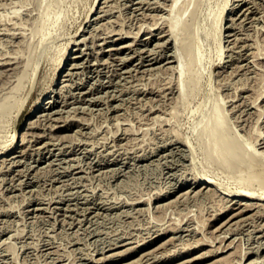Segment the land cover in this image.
I'll list each match as a JSON object with an SVG mask.
<instances>
[{
  "label": "rangeland",
  "instance_id": "rangeland-1",
  "mask_svg": "<svg viewBox=\"0 0 264 264\" xmlns=\"http://www.w3.org/2000/svg\"><path fill=\"white\" fill-rule=\"evenodd\" d=\"M111 1L113 4L111 3ZM111 1L109 0H0V59H1L0 67L3 69L2 70L0 68L2 71L0 72V104L6 101L7 106L8 104H10V102L12 106L13 105L12 102L15 101L16 99L15 104L13 106L16 105L19 107V108H17L16 106L15 107L12 106L13 108L9 107V109L11 108V110H13L12 112H9V113L7 112L9 115L7 113H6L7 115L0 114V116L4 115L7 118L6 120L8 123L11 122L8 124L9 126L7 125L9 128L8 129L5 123L6 120L2 119L4 116L0 120V150L4 148L3 150L11 151V149H14L15 146H17V142L19 145L21 144V142H19L20 136H16V138L11 143L12 136L10 135H12L13 130H17L16 135H19L22 132L25 133V135L26 133L28 135V136L27 135L25 136L28 139V142H27L28 144L25 143L27 141L25 138V140L21 144L23 146L20 145L21 148L19 147V150H21V152L19 153L20 155L15 157V159L13 158V161H11L12 159L11 160L3 159L4 156H9V155H4L0 157L1 159L0 163L2 165L4 164L3 166H1L0 164V230L2 231V232L0 231L1 233L0 234V254L1 255L3 254L2 256L0 255V264H62V263L63 264L64 263H67V264H70V263L71 264H98V263L99 264L100 263L101 264H129L130 262L131 264H140V263L145 264V261L147 262L146 264H177L180 262V260L184 259L182 261H185L188 258L191 260L188 259L189 262L185 264H205V263L207 264L208 262L210 264H215V262L217 263L218 260L225 258L226 257L225 254H228L233 248V246H234L233 249H236V248L239 249L240 246L243 249H247V247H252L256 243H258V245L259 244L264 245V242H263L264 241V230H263L264 229V226H263L264 225V208H263L264 204H262L263 200L260 198V196L257 197L254 195L253 197H250L248 199L247 198L239 199L237 197H234L233 200H241V202L247 201L246 203H249V201H254L255 203L259 204L260 208L258 207L257 209L255 207L254 210L252 209L249 210L248 211L249 213L246 212L247 214L242 213L237 216L234 215V217L232 218L233 220L231 219L232 221L231 220L228 221V224L230 225L226 224L228 228H230V230L227 228L226 225H225L226 226L225 228L224 227L222 228L224 229V232L219 227L218 228L214 227V226H217L218 223L220 224L221 222L226 220V216L232 213V211L234 213V211L236 212L238 210V208H230V207L238 206L237 203H233L232 201H230L228 204H226L225 199L224 201L222 199L223 198L222 195L228 194V191L229 192L230 191L233 192L236 190L246 191L245 188L238 185L239 182L237 183V177L239 176L238 174L240 173L239 170L243 166L240 167L241 166L240 165L241 163H240L239 165H237L240 168H238L237 166L235 167L233 166L232 168H230L231 169L230 170V169H227V167L224 168V166L220 165L219 163L215 161L209 160L207 156L205 157L204 154L206 153H204L203 151L204 150L203 146H202V151L204 154L202 153V151L200 152L201 144H197L198 140L202 142L203 140L201 139H203L204 137L203 135L201 136V138L197 136L196 129H195L200 125L197 123V121L199 122L202 117L205 118L207 113L211 112L210 108H212L213 102L218 99V101L221 104H223L222 106L225 109L224 110L225 115L227 114L226 119H227L228 127L231 130L233 129L235 130L241 142L247 143L249 138L256 139L255 137L256 135L258 137L256 139L257 142L252 139H249V140H251L253 143L256 142L254 143V147L257 146L256 147L257 151L264 152V147H263V150H261L262 146L264 145V138H263L264 137V0H253V1L242 0L239 2L237 9L235 10H232V8L235 6L238 0H228L227 7L225 8V11L222 13V21H221L222 30L219 33V36L221 38V41L219 42V46L222 48V51L220 50L219 52L220 55L218 54V52L216 53L217 50L215 47L216 43L214 40L215 38L214 28H216L217 25L214 21L215 19L214 16L216 15L217 10L220 9V7H222L224 0H199V1L195 0L194 4L195 2H197L196 6L193 4V2H191L190 4L193 5L192 7H195L194 10L192 11L193 14L189 13L186 16L188 11H191V10H188L186 11L187 13L185 12V14H183L182 16V19L190 20V21L187 20V22H190V23H187L189 24V26H186L185 28L187 27L188 28L186 30L185 29L181 30V32H176L180 30H178L177 28L175 29L174 34L176 33L177 36L173 35V37L176 36L177 38L176 41H174L175 39L173 40V38H170L172 37V35H170L171 31L170 30L167 31V27L169 26L168 25L169 19L172 18V16L175 15L177 12V9H178L177 4L180 5V3L183 2L182 0H178L179 3L177 1L176 6L174 7L176 12L171 11V13L167 11L169 10V6H166V5H170L171 3L169 2H173V0H167V1L166 0H154V1L153 0H149V1L148 0H137V3L135 0H120V1L111 0ZM157 1H159L160 4H158L159 2ZM106 2L107 4H105ZM102 3L104 6L105 5L106 6L104 7ZM163 3H166V5L165 4L163 5ZM99 6H102V7H99ZM180 6L183 7L182 5ZM189 7L190 8L188 9L192 8L191 6ZM101 8H103L104 10H102ZM152 8L154 9L152 10ZM158 10L160 12H158ZM46 11L47 12L49 11L48 14ZM138 11L140 13H138ZM149 11L150 13H153V14H149ZM163 11H166V12H163ZM55 12H57L60 15H57ZM211 12H214L213 13L214 15ZM237 12H239V14ZM102 13H105V14H102ZM165 13H168V14H165ZM54 14L55 16H50ZM97 14L99 16H97ZM144 14L147 17L146 16L143 17ZM150 15H151V18L149 19ZM47 16H50L51 18ZM57 16L58 18L55 19V17ZM152 16H155V17L153 18ZM231 16L234 17V19L231 18ZM243 16L246 18H244ZM96 17L97 19L98 18L99 19L97 20ZM156 17H158L159 22H157L158 20L156 19ZM259 17L260 19H258ZM191 18H194V19H191ZM255 18L258 20H256ZM162 19L164 20V22L165 20L166 22L168 20V22L164 23ZM243 19H245L247 22L245 20L243 21ZM212 21H214V23ZM148 22L150 24H148ZM157 23H159L160 26L159 25L157 26ZM42 25H44L43 28H42ZM146 25H149V27ZM237 25L241 27L240 30H239L240 27ZM162 26L165 27L167 33L169 32L168 34H166L165 32H161L162 34L161 33L157 34L158 30ZM236 26L239 28L237 29ZM145 27L146 28L148 27V28L145 29ZM148 29H150V31ZM107 30L108 31L111 30L114 33L111 31L108 32ZM118 31L120 33L122 32L121 33L122 35ZM126 32H129L127 36H126ZM227 32L228 33L230 32V34H228ZM44 33H45V36L43 35ZM123 33L125 34V36H123L124 35ZM136 33H137V37H135ZM106 34L108 35L106 36ZM245 34L246 36L244 37ZM94 35L96 37H99V39L98 38L97 40L94 39L96 38ZM103 35L105 36V38ZM157 35L159 36L157 37ZM91 36H94V37L92 38ZM145 36H147L148 38H145ZM167 36L168 37L170 36V37L168 38ZM131 37H134V38H131ZM81 38H84V39H81ZM161 38H163L164 40ZM102 39L104 42H101ZM226 39L227 40L229 39V40L227 41ZM232 40H234V42L237 44V45L235 44L236 47L234 46L230 47V45H234L233 44L234 42ZM132 41L135 43H133ZM155 41L157 43L160 42L158 44H161V45L157 47V45H155L156 44ZM93 42L95 44H93ZM125 42L129 44L130 46L127 44H126L127 46H125ZM181 42L186 45L185 49L186 48L194 49L195 46L198 44L203 54L201 64H200V62H197L194 60L192 49L185 50L187 51L185 53H188L184 55V59L186 63H188V69L186 71V76H192L193 74L192 78L193 80H195L194 81L195 83L193 81L192 82L194 84L188 81H186L185 84H182L179 82V79H178L179 72L177 68L180 66V61L177 59V57L175 58V56L178 55L177 52L179 53V51L177 52L175 51L178 50L177 47L179 48ZM242 42H244L247 46ZM248 42H251L250 44L252 46ZM100 43L103 44L104 46L100 45ZM131 43L133 44L131 45ZM119 44L120 45L122 44L121 45L122 47ZM117 45L120 46L121 48L118 47ZM86 46L88 47L86 48ZM135 46H138L139 49L137 47L136 49ZM144 46L145 48H143ZM150 47L151 48L155 47V48L151 50ZM225 47H227V49ZM239 47L240 48L243 47L244 49L242 48V50L241 49L239 50ZM229 48L231 49V52ZM64 49H66L65 52H64ZM248 49L251 50V53L250 51H248ZM252 49L255 50L256 52L252 51ZM81 50L83 51V53ZM148 50H151V51H148ZM139 51H142V52H139ZM149 52H152V53H149ZM252 52L256 54H253ZM231 53L232 55L230 56ZM151 55L152 57L153 56L154 57L152 58ZM252 55L255 59L252 57ZM125 56L129 58H125ZM225 56L226 57L228 56L229 59L227 58L226 60ZM250 56L253 58L251 62H250V59H251ZM138 57L140 60L138 59ZM2 58L4 60L7 59V61L6 60L3 61ZM59 58L60 60L61 58L63 59V63L61 67L57 69L56 67L58 66L59 61H60ZM102 58L103 59L105 58V60H109V61L111 59V61L105 62L104 60L103 62ZM88 60L89 62H87ZM158 60L161 62V64ZM253 61L256 63V65ZM75 62L77 63L76 65L77 67L75 66ZM1 63H2V66H1ZM92 63H93V66H91ZM106 63H108L107 65L109 67L106 66ZM110 63H113V64H110ZM197 63L199 65H197ZM241 63H242V66H240ZM175 64L177 65V67L174 66ZM171 65L174 67H171ZM232 65H234V67ZM245 65L247 66V68ZM8 66L10 68H7ZM130 66L133 68V70ZM154 66H156L155 69H154ZM161 66H164V68ZM114 67L116 69H114ZM242 67L244 69H242ZM4 68L6 72L4 71ZM134 68L136 69L137 72L134 71L135 70ZM238 68L240 69L238 70ZM55 69H57L56 73H55ZM120 69L123 70L124 72H122ZM142 69L143 71H141ZM172 69H175V71L177 72H172ZM235 69L238 71H236ZM192 70L197 71V72L199 71L198 73H200V75L198 73L196 74V72L194 74V71L191 74ZM29 71L31 74L28 73ZM69 71L71 72V74ZM76 72L77 73L79 72V73L75 75ZM105 73L107 76L105 75ZM130 73L131 74L135 73V74L131 75ZM128 74H130L133 78L130 77V75ZM140 74H143V75H140ZM121 76L124 77V78L122 77L121 79L122 81L120 80ZM194 76H196V79ZM27 77L29 79H27ZM71 78L73 79L71 80ZM107 78L108 80H106ZM112 78L114 80H112ZM126 78L128 81L125 80ZM171 79L174 85L170 83ZM164 81H167V82H164ZM105 83L106 84L108 83V84L106 85ZM162 83L163 84L166 83L164 84L166 86L162 85ZM176 83H179L181 86L182 85L185 86V88L183 86L182 87L179 86V84H176ZM175 84L178 86H176ZM24 85H25V88H24ZM73 85L75 86L73 87ZM91 85L93 86V88ZM167 85L170 86V88L172 87L171 91L165 88V87H168ZM177 87L178 89L181 87V89H179L180 91L177 89ZM94 88L99 89V90H95ZM135 88H139L140 90H136ZM85 89H87V91ZM106 89L110 91L107 90V93H105ZM113 89L115 90L112 91ZM134 90L136 93L137 92L138 93L137 94L134 93L133 92ZM149 90L150 91L152 90V93ZM79 91L80 92L83 91V93H80ZM181 91H184V92L182 93ZM60 92H62L63 94ZM72 93H75V94L73 95ZM172 93H175V94L173 95ZM180 93L184 95L182 96V94L180 95ZM20 95H21V98L18 99V101L19 100L20 101L19 103H17L18 102L17 98L20 97ZM109 95L111 96L113 95V96L111 97ZM116 95H119V96H117L116 98ZM83 96L86 98H84ZM89 96H91L90 98L92 100L89 98ZM93 96L95 97L99 96V97L95 99V97ZM101 96L102 97L106 96V97L102 98ZM66 98L69 101H67ZM220 98H223V100ZM93 99H95V101H93ZM101 99H102V102H101ZM105 100H107V102ZM242 101H244V104L242 103ZM105 102L107 104H105ZM61 104H63L64 106ZM85 105L88 107L84 109ZM70 106H72V109ZM149 106H151L153 109H151ZM246 106H249V107H246ZM40 107H44V110H42L41 112L39 111ZM80 107H83V109H81ZM114 107H116V109H114ZM62 108L64 111L62 110ZM69 109L70 111L72 110V112L74 113L69 112ZM0 110H1V105H0ZM51 110L52 112L53 110L55 111L52 113ZM65 114L67 115L72 114L73 116L72 115L70 116L71 120L69 118V115L65 116ZM63 115H64V118L65 117L66 118L68 117V118L67 119L62 118ZM153 115L155 116L153 117ZM41 116L42 117L45 116L46 119H43L45 117L42 118ZM54 116L55 117L58 116V118H55ZM40 117L42 119H40ZM60 117L62 119L59 120ZM78 117L80 120L82 119L84 120L80 122ZM55 119H58V121ZM63 119H64V122H63ZM31 120L33 121V123L37 122L35 124L36 126L32 122L30 123ZM48 121L52 122L51 124L53 126L49 124L50 122ZM56 121L58 123H56ZM43 122L46 124H44ZM83 122H85V125ZM40 127L43 130L42 132L43 133L45 132L43 135L42 133H40L41 132ZM193 127L195 130L193 129ZM44 128L47 130H45ZM39 129H40V132H39ZM48 129L52 130V131L50 130L51 132L50 131L49 132L52 135H54V138L48 132ZM76 130L79 132H76ZM20 131L21 133H19ZM58 134L59 136L62 135L64 140L62 139V137L59 138ZM35 135L36 137H38L37 140L35 139L36 138ZM55 135L57 136V139ZM259 135L262 138H260ZM46 136L52 137L53 139L51 138V140H49L50 138H47ZM180 136L181 137L184 136V138H179ZM186 137L188 138L186 139ZM198 137L200 139H198ZM29 138H31L30 139L31 141L29 140ZM65 139L67 142L65 141ZM180 139L181 140L183 139L186 142H183V140L181 141ZM189 140L190 142H188ZM48 143L50 145H48ZM71 143L73 145H71ZM190 144L192 146H190ZM25 145H26V148H25ZM37 145H38V148H37L38 150L36 149ZM29 146H32V147H29ZM189 147L193 149L195 155L193 154V151L191 149L190 150L188 149ZM61 149L63 150L61 151ZM30 151H32V153L34 154H32ZM41 151H44V152L41 153ZM113 153L114 155L115 154L116 155L113 156ZM103 155L104 157L106 156L105 157L106 159L103 157ZM77 156L79 157L78 158L79 160L77 159ZM35 157L38 159H36ZM58 157L60 160L58 159ZM67 157H69V159ZM117 157H120L121 159ZM84 158L86 159L84 160ZM92 158L94 162L92 161ZM111 158H113L112 159L113 161L110 160ZM51 159L53 161H51ZM73 159L75 161H73ZM98 159L100 160V162H98ZM120 160H122V162ZM10 161L12 163H10ZM20 161L23 163H21ZM86 161L89 163H87ZM30 162H32L31 164L34 167L36 166L35 169L33 168L32 165H31L32 167L29 166ZM47 162L48 163L53 162V163L48 164ZM76 162H78V164L80 163L79 164L80 169L78 168V164ZM9 163L12 165L8 166ZM5 165L8 168L7 167L5 168ZM23 165L25 167L27 166L28 168L27 167L25 168ZM66 165H68L69 167H67ZM39 166L42 168H40ZM20 167H22V170L24 172L21 170ZM29 167H31V169H29ZM92 167L95 170H93ZM115 167L117 168L115 169ZM38 168L40 169V171L38 170ZM68 168H70L71 170H69ZM82 168H85L83 169L84 171L81 170ZM233 168L237 170L232 171ZM6 169H9V170L7 171ZM17 170L19 171V173ZM20 171H22V173ZM115 171L117 174L115 173ZM30 173H32L33 175ZM241 173H243V171ZM55 174L58 176H56ZM201 174L203 175L205 174V176L208 175L209 179L212 178L211 180H215V181H212L211 183H207L208 185L206 184L207 187L209 186V189L206 186L203 187L204 184L197 185V187L200 186L201 189L199 188V190H197L195 189L197 187L194 188V191H196V194L199 192L198 195H196L195 192L188 191L190 189L188 187L196 185L198 183L197 181L198 179L205 177V176H202ZM195 175L196 177L197 176L198 177L196 178ZM18 177L22 179H19ZM61 177L64 179L62 180ZM65 177H67V179ZM234 178L236 182L234 181ZM10 180H12L13 182H11ZM182 180L184 182L186 181L187 183L186 182L184 183ZM16 183H18V185ZM189 183L190 185L191 184L192 185L190 186ZM10 185L11 187L9 190ZM226 187H228V190ZM229 187L231 189L232 188L234 189L231 190L229 189ZM236 187L237 188L239 187L241 189H236ZM165 188L168 189L169 191L166 190ZM203 188H207L206 192H205V189ZM165 190L167 192H165ZM185 191L187 192V195L185 194ZM221 192L224 194H222ZM256 192H260L261 195L262 194L264 195V190H259ZM177 193H179L181 196L176 197L175 195H177ZM188 194H192V195L189 196ZM185 195L187 197H183ZM175 198H177V200ZM167 199H169V201ZM61 200H62V203H61ZM165 200H166V203L164 202ZM258 201H261V203ZM46 203L48 206L46 205ZM224 203L229 208L224 213L218 215V212L221 211L220 209H222V206H225ZM37 204L38 205L40 204L41 207L40 205L36 206ZM61 204L65 206V208ZM77 204L82 208H80ZM86 204L88 206H86ZM229 204L230 205L233 204V206L232 205L230 206ZM261 204H262V207L260 206ZM97 205L99 207H97ZM34 206H36L37 208H34ZM26 207L27 209H24ZM43 207L46 208V210H44ZM51 207L54 209H51ZM67 207H68V210H67ZM87 208L88 209L90 208V209L87 210ZM76 209L77 210L79 209V210L77 211ZM80 209L81 210L83 209L82 214L80 212L81 211ZM259 209L260 211H258ZM20 210L22 211L24 210L23 212L25 215L23 214L22 211L20 212ZM61 210L62 212L63 211L64 212L62 213ZM251 211L252 212L254 211V212L252 213ZM259 212H262V213H259ZM249 214H253L254 217L252 215L249 216ZM84 215H86L85 218H83ZM72 217H74L73 220H72ZM248 217L250 219H252V217L255 218L256 220L252 219V221L254 223L255 221H257L256 223L257 224L259 223L258 224L259 226L256 223L255 224L252 223L251 220L249 221ZM221 219H224V220L220 221ZM71 221L72 222L74 221L75 223L74 222L72 223ZM241 221L242 223L243 222L245 223L242 224L240 223ZM262 221H263L262 228H258V227H261L260 223ZM79 222L81 224H79ZM236 223L237 224L239 223V224L237 225ZM175 225L177 228H175ZM180 225L181 226L183 225L184 227L189 226V228L187 227L189 230L184 227H181ZM192 225L196 226L199 230L195 229L196 227H191ZM232 225H235V226L233 227ZM178 226L181 228H179ZM163 227H165L164 230H163ZM168 227H170L172 230L169 229ZM190 227L193 229L191 230ZM232 227L235 229H233ZM174 228L175 230H173ZM212 228H215L216 230ZM247 228L251 231H249ZM194 229L197 231H195ZM243 229L244 231L245 230L246 231L244 232ZM158 230L159 232H157ZM228 230L230 232H227ZM191 231H195V232H191ZM216 231L217 233L215 234L216 235L215 236L214 233ZM237 231L238 232L240 231L239 234H237ZM248 231L251 232V236ZM181 232H184V233H181ZM201 232L205 233V235L203 236V233ZM225 232L228 233V235ZM259 232L262 233L261 236L258 235ZM222 233L223 235L226 234L224 235L225 237H223V235L220 236ZM253 233L255 234L253 235ZM124 234L125 235L127 234L128 236L127 235L125 236ZM181 234H184V235H181ZM190 234L192 235L194 234L193 237ZM208 234H211V235H208ZM12 235L16 237H13ZM176 235L180 237H176ZM206 235L212 236V237L215 236L214 237L215 240L212 237H210V239H212V243L208 242L211 240L209 238H206L207 237ZM217 235L218 237H220V239L216 238ZM170 236L173 238L175 237V238L170 239L171 238ZM253 236H255V238ZM133 237L135 238L137 237L136 240ZM194 237L197 240H195ZM259 237H262V238H259ZM189 238H191L192 240ZM113 239L115 240L113 241ZM184 239H187L188 242L191 241L192 247ZM206 239H208V241ZM226 239H229V240H226ZM123 240H125L124 243H123ZM137 240H139V242ZM198 240H202V241H199L200 244L196 243L195 245L194 242L195 241L197 242ZM224 240L227 241L226 244L229 243V241H231L232 243L231 242L229 243V245L230 244L231 245L230 246L225 245L227 247L223 246V244H225ZM254 240H257V241L255 243H252L254 242ZM222 241L224 243H222ZM234 241H236V243ZM109 242L115 245L112 246V244H110ZM186 242L188 244L184 245V243L186 244ZM218 242H221L222 244L219 243L218 245ZM174 243H176L177 245L178 243L180 244L178 245V247H176L177 245ZM181 245L182 247L186 246V248L185 249L184 247L182 248ZM105 246H107L106 249H104ZM126 246H131L132 248L131 247L127 248ZM217 246L222 248V249L220 248L219 252L217 253L210 252L211 250H213L212 248H214L215 250ZM254 246H257V245H254ZM174 247H176L175 248L176 250L173 249ZM99 248H103V249L101 250ZM166 248H169V249H166ZM147 249H149L148 250L149 252L147 251L146 253ZM139 251L143 254V256L144 254L147 255V256H144L145 259L147 260H144V257H142ZM169 251L173 253L171 252L169 253ZM201 252L205 254L202 253L203 255L202 256L200 255ZM109 253L110 255L112 253L114 256L111 255L110 257ZM153 254H155V257L153 256ZM195 254L197 255L195 257H192ZM263 254H264V249L263 251L261 252L259 251L257 254H254V256L252 255L251 257L253 259L255 255L256 256L258 255L259 257L257 258L255 257L254 261H256V264H260L264 260ZM151 255L154 258L151 259ZM222 255L223 256L225 255V256L223 257ZM92 256H94V258H96L97 261L94 258H91ZM101 256H102V259L100 258L99 260L98 257H101ZM136 256L138 257L141 256V257L138 259V257ZM219 256H221L222 258H219ZM199 257H200V260H199ZM258 258H260L261 260ZM137 260L138 261L141 260V261H139L138 263L136 262ZM263 264H264V261H263Z\"/></svg>",
  "mask_w": 264,
  "mask_h": 264
},
{
  "label": "bare ground",
  "instance_id": "bare-ground-1",
  "mask_svg": "<svg viewBox=\"0 0 264 264\" xmlns=\"http://www.w3.org/2000/svg\"><path fill=\"white\" fill-rule=\"evenodd\" d=\"M109 1H111V0H109ZM113 1H114V0H113ZM119 1H120V0H119ZM135 1H136V3H137V0H135ZM148 1H149V0H148ZM153 1H154V0H153ZM166 1H167V0H166ZM166 1H165V2H166ZM177 1H178V0H173V2H169V3H171L170 5H166V3H163V5L165 4L166 6H169V10H167V11L171 13V11H175L174 7L176 6ZM182 1H183V2L180 3V5H182L183 7H181L179 4H177V8H178V9H177V12L175 11L177 15H176L175 13H173V14H175V15H173L172 18L169 19V24H168L169 26L167 25V26L169 27V29H168V27L166 26V27H167V31H169V30L171 31V32H170V33H171L170 35H172V37H170V36H169V37H170V38H173V40L175 39L174 41H176V39H177V38H176V36H177L176 33L174 34L175 29L177 28L178 30H180V31H176V32H181V30H184V29L186 30V29L188 28V27L185 28L186 26H189V24H187V23H190V22H187V20H189V19H187V20H186V19H182L183 14H185V12L188 11V10H191V11H188V13L186 12V13H187L186 16H187L189 13H190V14H191V13L193 14L192 11H193L194 8H195V7H192V6H193L192 4H190L191 2H193V4H194V1H195V0H182ZM198 1H199V0H198ZM240 1H242V0H238V1H237V3L235 4V6L232 8V10L237 9V6H238V4H239ZM249 1H250V0H249ZM251 1H253V0H251ZM129 2H130V1H129ZM141 2H143V1H141ZM146 2H147V1H146ZM157 2H159V1H157ZM161 2H162V1H161ZM180 2H181V1H180ZM109 3H110V2H109ZM111 3H112V1H111ZM149 3H150V2H149ZM152 3H153V2H152ZM154 3H155V2H154ZM178 3H179V1H178ZM183 3H184V4H183ZM196 3H197V2H195V4H194L195 6H196ZM248 3H249V2H248ZM253 3H254V2H253ZM105 4H107V2H106ZM112 4H113V3H112ZM138 4H140V3H138ZM146 4H147V3H146ZM158 4H160V2H159ZM227 4H228V0H224V3H223V5H222V7H220V9L217 10L216 15L214 16V17H215L214 21H215V23H216V25H217L216 28H214V29H215V33H214L215 38H214V40H215V43H216V45H215L216 50H217L216 53L218 52V54H219L220 50L222 51V48L219 46V42L221 41V38H220V36H219V33H220V31L222 30V25H221V21H222V13L225 11V8L227 7ZM249 4H250V3H249ZM102 5H103V3H102ZM108 5H109V4H108ZM108 5H107V6H108ZM142 5H143V4H142ZM155 5H156V4H155ZM155 5H153V6H155ZM251 5H252V4H251ZM103 6H104V5H103ZM105 6H106V5H105ZM105 6H104V7H105ZM144 6H146V5H144ZM161 6H162V5H161ZM178 6H180V7H178ZM189 6H191L192 8H191V9H188V8H190ZM240 6H241V5H240ZM249 6H250V5H249ZM255 6H256V5H255ZM99 7H102V6H99ZM99 7H98V8H99ZM135 7H136V5H135ZM135 7H134V8H135ZM149 7H151V6H149ZM244 7H246V6H244ZM257 7H258V6H257ZM91 8H92V7H91ZM106 8H107V7H106ZM106 8H105V10H106ZM137 8H138V6H137ZM139 8H140V7H139ZM144 8H145V7H144ZM165 8H167V7H165ZM252 8H253V7H252ZM254 8H255V7H254ZM89 9H90V8H89ZM101 9L104 10L103 8H101ZM109 9H110V8H109ZM150 9H151V8H150ZM153 9H154V8H152V10H153ZM157 9H158V8H157ZM161 9H163V8H161ZM245 9H246V8H245ZM53 10H54V9H53ZM107 10H108V9H107ZM142 10H143V9H142ZM145 10H146V9H145ZM255 10H256V9H255ZM49 11H50V10H49ZM49 11H48V12H49ZM98 11H99V9H98ZM100 11H101V10H100ZM109 11H110V10H109ZM246 11H247V10H246ZM246 11H245V12H246ZM46 12H47V11H46ZM48 12H47V14H48ZM104 12H105V11H104ZM111 12H112V11H111ZM111 12H110V13H111ZM143 12H144V11H143ZM143 12H142V13H143ZM146 12H148V11H146ZM152 12H154V11H152ZM158 12H160V11L158 10ZM163 12H166V11H163ZM214 12H215V11H214ZM214 12H211V13L213 14ZM230 12H231V10H230ZM230 12H229V13H230ZM239 12H241V11H239ZM239 12H237V13L239 14ZM258 12H259V11H258ZM52 13H53V12H52ZM55 13H56L57 15H60V14H58L57 12H55ZM86 13H87V12H86ZM107 13H108V12H107ZM138 13H140V12L138 11ZM142 13H141V15H142ZM253 13H254V12H253ZM47 14H46V15H47ZM50 14H51V12H50ZM102 14H105V13H102ZM145 14H147V13H145ZM145 14L143 15V17L146 16ZM149 14H153V13H150V11H149ZM159 14H160V13H159ZM165 14H168V13H165ZM231 14H232V13H231ZM154 15H155V14H154ZM160 15H161V14H160ZM213 15H214V14H213ZM213 15H212V16H213ZM227 15H228V14H227ZM241 15H242V14H241ZM50 16H55V14H54V15H50ZM50 16H47V17L51 18ZM97 16H99V15L97 14ZM168 16H169V15H168ZM228 16H229V15H228ZM236 16H238V15H236ZM246 16H247V15H246ZM249 16H250V15H249ZM86 17H87V16H86ZM102 17H103V16H102ZM146 17H147V16H146ZM146 17H145V18H146ZM152 17L154 18L155 16H152ZM170 17H171V16H170ZM191 17H193V16H191ZM243 17H244V16H243ZM243 17H242V18H243ZM252 17H253V16H252ZM45 18H46V17H45ZM56 18H58V16L55 17V19H56ZM150 18H151V15L149 16V19H150ZM153 18H152V19H153ZM212 18H213V17H212ZM212 18H211V19H212ZM231 18L234 19V17H232V16H231ZM235 18H236V17H235ZM244 18H246V17H244ZM53 19H54V18H53ZM96 19H97V17H96ZM98 19H99V18H98ZM98 19H97V20H98ZM147 19H148V18H147ZM156 19L158 20V17H156ZM191 19H194V18H191ZM250 19H251V18H250ZM250 19H248V20H250ZM255 19H256V18H255ZM258 19H260V17H259ZM258 19H256V20H258ZM43 20H44V19H43ZM94 20H95V19H94ZM170 20H171V21H170ZM237 20H238V18H237ZM239 20H240V19H239ZM244 20H245V19H243V21H244ZM253 20H254V19H253ZM46 21H47V20H46ZM49 21H50V20H49ZM55 21H56V20H55ZM55 21H54V23H55ZM87 21H88V20H87ZM148 21H149V20H148ZM151 21H152V20H151ZM162 21L164 22L163 19H162ZM162 21H161V22H162ZM189 21H190V20H189ZM214 21H212V22L214 23ZM240 21H241V20H240ZM245 21H246V20H245ZM43 22H44V21H43ZM57 22H58V21H57ZM57 22H56V23H57ZM149 22H150V21H149ZM149 22H148V24H150ZM157 22H159V20H158ZM165 22H166V20H165ZM165 22H164V23H165ZM167 22H168V20H167ZM167 22H166V23H167ZM212 22H211V23H212ZM228 22H229V21H228ZM234 22H235V21H234ZM234 22H233V24H234ZM246 22H247V21H246ZM44 23H45V22H44ZM48 23H49V22H48ZM54 23H53V24H54ZM90 23H91V22H90ZM151 23H152V22H151ZM213 23H212V24H213ZM248 23H249V22H248ZM50 24H51V23H50ZM154 24H155V22H154ZM162 24H163V23H162ZM186 24H187V25H186ZM238 24H239V23H238ZM44 25H46V24H44ZM44 25H42V28H43ZM158 25L160 26L159 23H157V26H158ZM163 25H164V24H163ZM213 25H214V24H213ZM225 25H226V24H225ZM231 25H232V24H231ZM241 25H242V24H241ZM243 25H244V24H243ZM80 26H81V25H80ZM146 26L149 27V25H146ZM155 26H156V24H155ZM155 26H154V27H155ZM223 26H224V25H223ZM228 26H229V25H228ZM228 26H227V27H228ZM237 26H239V25H237ZM237 26H236V27H237ZM45 27H46V26H45ZM86 27H87V26H86ZM148 27H147V28H148ZM234 27H235V26H234ZM239 27H240V26H239ZM239 27H237V29H238ZM147 28L145 27V29H147ZM152 28H153V27H152ZM152 28H150V29H152ZM232 28H233V27H232ZM45 29H46V28H45ZM83 29H84V28H83ZM145 29H144V30H145ZM150 29H148V30L150 31ZM154 29H155V28H154ZM240 29H241V27L239 28V30H240ZM43 30H44V29H43ZM85 30H86V29H85ZM114 30H115V29H114ZM118 30H119V29H118ZM156 30H158V29H156ZM234 30H236V29H234ZM107 31H108V30H107ZM109 31H111V30H109ZM109 31H108V32H109ZM119 31H120V30H119ZM119 31H118V32H119ZM121 31H122V30H121ZM151 31H152V30H151ZM105 32H106V31H105ZM111 32H113V31H111ZM145 32H146V31H145ZM152 32H153V31H152ZM156 32H157V31H156ZM161 32H165L166 34L169 33V32H168V33L166 32V29H165L164 26H162V27L158 30V33H157V34H159V33H161ZM231 32H232V31H231ZM46 33H47V32H46ZM48 33H49V32H48ZM90 33H91V32H90ZM106 33H107V32H106ZM113 33H114V32H113ZM115 33H116V32H115ZM119 33H120V32H119ZM121 33H122V32H121ZM121 33H120V34H121ZM124 33H125V31H124ZM124 33H123V34H124ZM147 33H148V32H147ZM165 33H164V34H165ZM227 33H228V32H227ZM227 33H226V34H227ZM239 33H240V32H239ZM241 33H242V32H241ZM99 34H100V33H99ZM111 34H112V33H111ZM111 34H110V35H111ZM127 34H129V32H126V36H127ZM148 34H149V33H148ZM152 34H153V33H152ZM161 34H162V33H161ZM161 34H160V35H161ZM228 34H230V32H229ZM235 34H236V33H235ZM43 35L45 36V33H44ZM92 35H93V34H92ZM95 35H96V34H95ZM95 35H94V36H95ZM107 35H108V34H106V36H107ZM121 35H122V34H121ZM153 35H154V34H153ZM153 35H152V36H153ZM173 35H176V36L173 37ZM237 35H238V34H237ZM94 36H91V37L93 38ZM101 36H102V35H101ZM101 36H100V37H101ZM103 36H104V35H103ZM123 36H125V34H124ZM131 36H132V35H131ZM147 36H148V35H147ZM147 36H145V38H148ZM158 36H159V35H157V37H158ZM162 36H163V35H162ZM234 36H235V35H234ZM245 36H246V34L244 35V37H245ZM42 37H43V36H42ZM84 37H85V36H84ZM95 37H96V36H95ZM108 37H109V36H108ZM118 37H119V36H118ZM121 37H122V36H121ZM135 37H137V33H136V36H135ZM167 37H168V36H167ZM169 37H168V38H169ZM247 37H248V36H247ZM97 38L99 39V37H96V38H94V39L97 40ZM104 38H105V36H104ZM115 38H116V37H115ZM131 38H134V37H131ZM143 38H144V37H143ZM40 39H42V38H40ZM81 39H84V38H81ZM120 39H121V38H120ZM161 39H163V38H161ZM165 39H166V38H165ZM230 39H231V37H230ZM235 39H236V37H235ZM96 40H95V41H96ZM108 40H109V39H108ZM112 40H113V39H112ZM112 40H111V41H112ZM137 40H139V39H137ZM153 40H154V39H153ZM163 40H164V39H163ZM166 40H167V39H166ZM226 40H227V39H226ZM228 40H229V39H228ZM228 40H227V41H228ZM237 40H239V39H237ZM247 40H248V38H247ZM69 41H71V40H69ZM85 41H86V40H85ZM140 41H141V40H140ZM157 41H158V40H157ZM171 41H172V40H171ZM232 41L234 42V40H232ZM79 42H80V41H79ZM83 42H84V41H83ZM101 42H104L103 39L101 40ZM130 42H131V41H130ZM132 42H133V41H132ZM146 42H147V41H146ZM155 42H156V41H155ZM155 42H154V43H155ZM105 43H106V42H105ZM118 43H119V42H118ZM133 43H135V42H133ZM133 43H131V45H132ZM148 43H149V42H148ZM158 43H160V42H158ZM158 43L156 42V44H155V45H157V47H158L159 45H161V44H158ZM162 43H163V42H162ZM242 43H244V42H242ZM248 43L250 44L251 42H248ZM93 44H95V43L93 42ZM126 44H127V43L125 42V46L129 45V44H127V45H126ZM164 44H165V43H164ZM170 44H171V43H170ZM231 44H232V43H231ZM233 44H234V45H230V47H231V46L236 47L237 44H236L235 42H234ZM235 44H236V45H235ZM244 44H245V43H244ZM249 44H248V45H249ZM84 45H85V44H84ZM96 45H97V44H96ZM100 45H103V44L100 43ZM106 45H108V44H106ZM119 45H120V44H119ZM121 45H122V44H121ZM121 45H120V46H121ZM142 45H143V44H142ZM144 45H145V44H144ZM168 45H169V44H168ZM225 45H226V44H225ZM225 45H224V46H225ZM227 45H229V44H227ZM241 45H243V44H241ZM245 45H246V44H245ZM245 45H244V46H245ZM250 45H251V44H250ZM250 45H249V46H250ZM103 46H104V45H103ZM117 46H118V45H117ZM120 46H118V47H120ZM129 46H130V45H129ZM129 46H128V47H129ZM163 46H165V45H163ZM176 46H178V45H176ZM246 46H247V45H246ZM249 46H248V48H249ZM251 46H252V45H251ZM251 46H250V47H251ZM87 47H88V46H86V48H87ZM99 47H100V46H99ZM121 47H122V46H121ZM121 47H120V48H121ZM136 47L138 48V46H135V48H136ZM167 47H168V46H167ZM185 47H186V45H185L184 43L181 42L179 48L177 47L178 50L175 51V52L179 51V53L177 52L178 55H176V54L173 52V53L176 55L175 58L177 57V59L180 61V66H179L177 69H178V72H179V75H178L179 78H178V79H179V82L182 83V84H185L186 81H188V82H192V81L194 82V81H195V80H193V78H192V76H193L192 73H193L194 70H192V72H191L192 76H186V71H187V69H188V63H186V61H185V59H184V55H185V54H188V53H185V52H187V51H185V50L188 49V48L185 49ZM228 47H229V46H228ZM234 47H233V48H234ZM111 48H112V47H111ZM137 48H136V49H137ZM143 48H145V46H144ZM143 48H142V49H143ZM153 48H155V47H153ZM153 48L150 47L151 50H152ZM225 48L227 49V47H225ZM242 48H243V47H242ZM242 48L239 47V50H240V49L242 50ZM246 48H247V47H246ZM92 49H93V48H92ZM106 49H107V48H106ZM115 49H116V48H115ZM115 49H114V50H115ZM138 49H139V48H138ZM142 49H141V50H142ZM148 49H149V48H148ZM161 49H162V48H161ZM191 49H192V48H190V49H188V50H191ZM229 49H230V48H229ZM237 49H238V48H237ZM243 49H244V48H243ZM101 50H103V49H101ZM101 50H100V51H101ZM109 50H110V48H109ZM151 50H148V51H151ZM156 50H157V49H156ZM156 50H154V51H156ZM159 50H160V49H159ZM162 50H163V49H162ZM245 50H246V49H245ZM65 51H66V49H64V52H65ZM81 51H82V50H81ZM94 51H96V50H94ZM97 51H98V50H97ZM100 51H99V52H100ZM119 51H120V50H119ZM124 51H125V50H124ZM137 51H138V50H137ZM235 51H236V50H235ZM235 51H234V52H235ZM243 51H244V50H243ZM243 51H242V52H243ZM248 51H250V53H251V50L248 49ZM252 51L256 52V51L253 50V49H252ZM90 52H92V51H90ZM99 52H97V53H99ZM116 52H117V51H116ZM134 52H135V51H134ZM139 52H142V51H139ZM188 52H190V51H188ZM192 52H193V58H194V60L197 61V62H200V64H201V60H202V57H203L202 55H203V54H202V51L200 50L198 44L195 46L194 49H192ZM230 52H231V49H230ZM239 52H240V51H239ZM82 53H83V51H82ZM85 53H86V52H85ZM131 53H132V52H131ZM145 53H146V52H145ZM149 53H152V52H149ZM149 53H148V54H149ZM154 53H155V52H154ZM158 53H159V52H158ZM226 53H227V52H226ZM232 53H233V51H232ZM232 53L230 54V56L232 55ZM236 53H237V52H236ZM246 53H248V52H246ZM250 53H249V54H250ZM252 53H253V52H252ZM140 54H142V53H140ZM227 54H228V53H227ZM253 54H256V53H253ZM77 55H78V54H77ZM88 55H89V54H88ZM91 55H92V54H91ZM131 55H132V54H131ZM131 55H129V56H131ZM143 55H144V54H143ZM153 55H155V54H153ZM161 55H162V54H161ZM167 55H168V54H167ZM219 55H220V54H219ZM233 55H234V54H233ZM235 55H236V54H235ZM250 55H251V54H250ZM96 56H97V54H96ZM114 56H115V55H114ZM117 56H118V55H117ZM117 56H116V57H117ZM122 56H123V55H122ZM122 56H121V58H122ZM144 56H145V55H144ZM159 56H160V55H159ZM159 56H158V58H159ZM236 56H237V55H236ZM245 56H246V55H245ZM254 56H255V55H254ZM101 57H102V56H101ZM101 57H100V58H101ZM107 57H108V56H107ZM116 57H115V59H116ZM147 57H148V55H147ZM151 57H152V55H151ZM153 57H154V56H153ZM153 57H152V58H153ZM173 57H174V56H173ZM225 57H226V56H225ZM239 57H240V56H239ZM243 57H244V56H243ZM250 57H251V56H250ZM252 57H253V55H252ZM252 57H251V59H250V62H251V60L254 58V57H253V58H252ZM9 58H10V57H9ZM9 58H8V59H9ZM95 58H96V57H95ZM109 58H110V56H109ZM118 58H120V57H118ZM123 58H124V57H123ZM125 58H129V57H126V56H125ZM125 58H124V59H125ZM140 58H142V57H140ZM143 58H144V57H143ZM161 58H162V57H161ZM163 58H165V57H163ZM175 58H173V59H175ZM227 58H228V56L226 57V60H227ZM236 58H238V57H236ZM2 59H3V58H2ZM72 59H73V58H72ZM75 59H76V58H75ZM77 59H78V58H77ZM87 59H88V58H87ZM89 59H90V58H89ZM102 59H103V58H102ZM106 59H108V58H106ZM138 59H139V57H138ZM146 59H147V58H146ZM146 59H145V60H146ZM154 59H155V58H154ZM166 59H167V58H166ZM177 59H176V60H177ZM228 59H229V58H228ZM232 59H233V58H232ZM247 59H248V58H247ZM254 59H255V58H254ZM0 60H1V59H0ZM5 60L7 61V59H5ZM5 60L3 59V61H5ZM10 60H12V59H10ZM59 60H60V58H59ZM97 60H98V59H97ZM104 60H105V58H104L102 61L104 62ZM126 60H128V59H126ZM134 60H135V59H134ZM139 60H140V59H139ZM139 60H137V61H139ZM170 60H171V58H170ZM176 60H174V61H176ZM90 61H91V60H90ZM100 61H101V60H100ZM100 61H99V62H100ZM106 61L108 62L109 60H105V62H106ZM110 61H111V59H110ZM110 61H109V62H110ZM113 61H114V60H113ZM158 61H159V60H158ZM167 61H169V60H167ZM246 61H248V60H246ZM254 61H256V60H254ZM254 61H253V62H254ZM1 62H2V61H1ZM12 62H13V61H12ZM87 62H89V60H88ZM93 62H94V61H93ZM141 62H143V61H141ZM144 62H145V61H144ZM159 62H160V61H159ZM162 62H163V61H162ZM165 62H166V61H165ZM193 62H194V61H193ZM253 62H252V63H253ZM62 63H63V59L61 58V60L59 61L58 66H57L56 68L59 69V68L61 67ZM94 63H95V62H94ZM118 63H119V61H118ZM129 63H130V62H129ZM137 63H138V62H137ZM163 63H164V62H163ZM173 63H174V62H173ZM231 63H232V62H231ZM243 63H244V62H243ZM254 63H255V62H254ZM254 63H253V64H254ZM95 64H96V63H95ZM107 64H108V63H106V66H108ZM110 64H113V63H110ZM123 64H124V63H123ZM133 64H134V63H133ZM148 64H149V63H148ZM160 64H161V62H160ZM170 64H172V63H170ZM237 64H238V63H237ZM253 64H252V65H253ZM7 65H8V64H7ZM72 65H74V64H72ZM76 65H77V63L75 62V66H76ZM78 65H79V64H78ZM86 65H87V64H86ZM103 65H104V64H103ZM138 65H139V64H138ZM149 65H150V64H149ZM168 65H169V64H168ZM197 65H199V64L197 63ZM225 65H227V64H225ZM228 65H230V64H228ZM234 65H235V64H234ZM234 65H232V66L234 67ZM255 65H256V63H255ZM1 66H2V63H1ZM83 66H84V65H83ZM88 66H89V65H88ZM91 66H93V63H92ZM112 66H114V65H112ZM132 66H134V65H132ZM156 66H158V65H156ZM156 66H154V69L156 68ZM159 66H160V65H159ZM165 66H166V65H165ZM174 66L177 67L176 64H175ZM174 66L171 65V67H174ZM235 66H236V65H235ZM240 66H242V63H241ZM240 66H239V67H240ZM245 66H246V65H245ZM248 66H249V65H248ZM33 67H34V66H33ZM69 67H70V66H69ZM76 67H77V66H76ZM78 67H79V66H78ZM84 67H85V66H84ZM84 67H82V68H84ZM95 67H96V66H95ZM102 67H104V66H102ZM102 67H101V68H102ZM108 67H109V66H108ZM115 67H116V66H115ZM115 67H114V69H116ZM120 67H121V66H120ZM122 67H123V66H122ZM130 67H131V66H130ZM137 67H139V66H137ZM161 67L164 68V66H161ZM171 67H170V69H171ZM230 67H231V66H230ZM236 67H237V66H236ZM243 67H244V65H243ZM243 67H242V69H244ZM254 67H255V66H254ZM0 68H1V67H0ZM7 68H10V67L8 66ZM11 68H12V67H11ZM82 68H81V69H82ZM85 68H86V67H85ZM97 68H98V67H97ZM117 68H118V67H117ZM131 68H132V67H131ZM149 68H150V67H149ZM158 68H160V67H158ZM167 68H168V67H167ZM197 68H198V67H197ZM197 68H196V69H197ZM246 68H247V66H246ZM1 69H2V68H1ZM1 69H0V72H2ZM12 69H13V68H12ZM30 69H31V68H30ZM57 69H55V73H56V70H57ZM87 69H88V68H87ZM92 69H93V67H92ZM99 69H100V68H99ZM99 69H97V70H99ZM126 69H127V67H126ZM126 69H124V70H126ZM134 69H135V68H134ZM154 69H153V71H154ZM177 69H176V70H177ZM196 69H195V70H196ZM198 69H199V68H198ZM232 69H233V68H232ZM239 69H240V68H238V70H239ZM252 69H253V68H252ZM2 70H3V69H2ZM8 70H9V69H8ZM10 70H11V69H10ZM63 70H64V69H63ZM68 70H69V69H68ZM82 70H83V69H82ZM82 70H81V71H82ZM89 70H91V69H89ZM94 70H95V69H94ZM94 70H93V71H94ZM108 70H109V69H108ZM111 70H112V69H111ZM120 70H121V69H120ZM128 70H129V69H128ZM132 70H133V68H132ZM147 70H148V69H147ZM150 70H152V69H150ZM150 70H149V71H150ZM163 70H164V69H163ZM167 70H168V69H167ZM235 70H236V69H235ZM238 70H236V71H238ZM248 70H249V69H248ZM250 70H251V68H250ZM4 71H5V68H4ZM34 71H35V69H34ZM104 71H105V70H104ZM113 71H114V70H113ZM113 71H112V72H113ZM121 71L124 72L123 70H121ZM130 71H131V70H130ZM134 71H136V69H135ZM139 71H140V70H139ZM141 71H143V69H142ZM145 71H146V70H145ZM153 71H152V72H153ZM155 71H156V70H155ZM170 71H171V70H170ZM225 71H226V69H225ZM236 71H235V72H236ZM243 71H244V70H243ZM245 71H246V69H245ZM5 72H6V71H5ZM69 72H70V71H69ZM110 72H111V71H110ZM110 72H109V73H110ZM117 72H118V71H117ZM136 72H137V71H136ZM147 72H148V71H147ZM152 72H151V73H152ZM172 72H177V71H175V69H172ZM195 72H196V74H197L199 71H198V72H197V71H194V74H195ZM28 73H30V71H29ZM65 73H66V72H65ZM78 73H79V72H78ZM78 73L76 72V74H75V73H74V74L77 75ZM84 73H85V72H84ZM84 73H83V74H84ZM86 73H87V71H86ZM89 73H90V72H89ZM115 73H116V72H115ZM119 73H120V72H119ZM119 73H118V74H119ZM128 73H129V72H128ZM30 74H31V73H30ZM33 74H34V72H33ZM33 74H32V75H33ZM67 74H69V73H67ZM70 74H71V72H70ZM112 74H113V73H112ZM124 74H125V73H124ZM130 74H131V73H130ZM130 74H128V75H130ZM132 74H135V73H132ZM132 74H131V75H132ZM144 74H145V73H144ZM148 74H149V73H148ZM177 74H178V73H177ZM191 74H190V75H191ZM198 74L200 75V73H198ZM27 75H28V74H27ZM86 75H87V74H86ZM94 75H95V74H94ZM100 75H101V74H100ZM105 75H106V73H105ZM109 75H110V74H109ZM131 75H130V77H132ZM136 75H137V74H136ZM140 75H143V74H140ZM64 76H65V75H64ZM71 76H72V75H71ZM73 76H74V75H73ZM82 76H84V75H82ZM90 76H91V74H90ZM106 76H107V75H106ZM106 76H105V77H106ZM116 76H117V75H116ZM118 76H120V75H118ZM124 76H125V75H124ZM178 76H177V77H178ZM30 77H32V76H30ZM88 77H89V75H88ZM94 77H95V76H94ZM97 77H98V75H97ZM122 77H123V76H121L120 80L122 79ZM194 77H195V79H196V76H194ZM198 77H200V76H198ZM73 78H74V77H73ZM73 78H71V80H72ZM103 78H104V76H103ZM115 78H116V77H115ZM123 78H124V77H123ZM132 78H133V77H132ZM27 79H29V78L27 77ZM95 79H97V78H95ZM110 79H111V78H110ZM178 79H177V81H178ZM30 80H31V78H30ZM102 80H103V79H102ZM102 80H101V81H102ZM106 80H108V78H107ZM112 80H114V79L112 78ZM116 80H117V79H116ZM123 80H124V79H123ZM125 80H127V78H126ZM26 81H27V80H26ZM89 81H90V80H89ZM93 81H94V80H93ZM98 81H99V80H98ZM103 81H104V80H103ZM117 81H118V80H117ZM121 81H122V80H121ZM127 81H128V80H127ZM127 81H126V82H127ZM130 81H132V80H130ZM167 81H169V80H167ZM167 81H164V82H167ZM170 81H171L170 83H172V84L174 85V83L172 82V79H171ZM174 81H175V80H174ZM27 82H28V81H27ZM83 82H84V81H83ZM110 82H112V81H110ZM113 82H114V81H113ZM115 82H116V81H115ZM175 82H176V81H175ZM188 82H187V83H188ZM193 82H192V84L195 83V82H194V83H193ZM79 83H81V82H79ZM91 83H92V82H91ZM91 83H90V84H91ZM97 83H98V82H97ZM100 83H101V82H100ZM102 83H103V82H102ZM123 83H124V82H123ZM25 84H26V83H25ZM65 84H67V83H65ZM70 84H71V83H70ZM103 84H104V83H103ZM105 84H106V83H105ZM107 84H108V83H107ZM107 84H106V85H107ZM121 84H122V83H121ZM124 84H125V83H124ZM164 84H166V83H164ZM164 84L162 83V85H164ZM176 84H179V83H176ZM176 84H175V85H176ZM75 85H76V84H75ZM75 85H73V87H74ZM79 85H80V84H79ZM97 85H98V84H97ZM119 85H120V84H119ZM119 85H118V86H119ZM168 85H169V84H168ZM168 85H167V86H168ZM69 86H70V85H69ZM82 86H83V85H82ZM89 86H90V85H89ZM91 86H92V85H91ZM94 86H95V85H94ZM99 86H100V85H99ZM164 86H166V85H164ZM164 86H163V87H164ZM171 86H172V85H171ZM176 86H178V85H176ZM179 86H181V85L179 84ZM182 86H183V85H182ZM182 86H181V87H182ZM61 87H62V86H61ZM73 87H72V88H73ZM87 87H88V86H87ZM87 87H86V88H87ZM114 87H115V86H114ZM138 87H139V86H138ZM156 87H157V86H156ZM181 87H180L179 89H181ZM183 87L185 88V86H183ZM24 88H25V85H24ZM81 88H82V87H81ZM88 88H89V87H88ZM88 88H87V89H88ZM90 88H91V87H90ZM92 88H93V86H92ZM101 88H102V87H101ZM108 88H109V87H108ZM140 88H142V87H140ZM153 88H154V87H153ZM161 88H162V87H161ZM165 88H166V89H169V90L171 91V88H172V87L170 88V86H168V87H165ZM55 89H56V88H55ZM87 89H85V90L87 91ZM94 89H95V88H94ZM118 89H120V88H118ZM132 89H134V88H132ZM135 89H136V90H140L139 88H135ZM177 89H178V87H177ZM179 89H178V90H179ZM85 90H84V91H85ZM95 90H99V89H95ZM102 90H103V89H102ZM107 90H108V89H106V92H105V93H107ZM114 90H115V89H113L112 91H114ZM116 90H117V89H116ZM152 90H153V89H152ZM152 90H151V91L149 90V91L152 93ZM178 90H177V91H178ZM183 90H184V89H183ZM245 90H246V89H245ZM245 90H244V91H245ZM52 91H53V90H52ZM74 91H75V90H74ZM77 91H78V90H77ZM108 91H110V90H108ZM158 91H159V90H158ZM158 91H157V92H158ZM165 91H166V90H165ZM165 91H164V93H165ZM179 91H180V90H179ZM79 92H80V91H79ZM93 92H94V91H93ZM98 92H99V91H98ZM119 92H121V91H119ZM133 92L136 93L135 90H134ZM140 92H141V91H140ZM162 92H163V91H162ZM167 92H168V91H167ZM167 92H166V93H167ZM173 92H174V91H173ZM175 92H176V91H175ZM181 92L183 93L184 91H181ZM58 93H59V92H58ZM60 93H62V92H60ZM70 93H71V92H70ZM76 93H77V92H76ZM80 93H83V91H81ZM99 93H100V92H99ZM112 93H113V92H112ZM112 93H111V94H112ZM123 93H124V91H123ZM137 93H138V92H137ZM137 93H136V94H137ZM146 93H147V92H146ZM148 93H149V92H148ZM154 93H155V92H154ZM159 93H160V92H159ZM178 93H179V92H178ZM178 93H177V94H178ZM182 93H180V95H181ZM56 94H57V93H56ZM62 94H63V93H62ZM62 94H61V96H62ZM72 94L74 95L75 93H72ZM108 94H109V93H108ZM108 94H107V95H108ZM113 94H114V93H113ZM118 94H119V93H118ZM156 94H157V93H156ZM162 94H163V93H162ZM172 94L174 95L175 93H172ZM57 95H58V94H57ZM98 95H99V94H98ZM102 95H103V94H102ZM145 95H146V94H145ZM148 95H149V94H148ZM163 95H164V94H163ZM168 95H169V94H168ZM183 95H184V94H182V96H183ZM242 95H243V94H242ZM59 96H60V95H59ZM64 96H66V95H64ZM67 96H68V95H67ZM69 96H70V95H69ZM71 96H72V95H71ZM80 96H81V95H80ZM85 96H86V95H85ZM109 96H111V95H109ZM109 96H108V97H109ZM112 96H113V95H112ZM112 96H111V97H112ZM117 96H119V95H116V98H117ZM74 97H76V96H74ZM77 97H78V96H77ZM83 97H84V96H83ZM83 97H82V98H83ZM86 97H87V96H86ZM86 97H84V98H86ZM90 97H91V96H89V98H90ZM93 97H95V96H93ZM98 97H99V96H98ZM98 97H95V99H97ZM101 97H102V96H101ZM104 97H106V96H104ZM104 97H102V98H104ZM164 97H165V96H164ZM180 97H181V96H180ZM20 98H21V95H20V97L17 98V101H18V99H20ZM60 98H61V97H60ZM63 98H64V97H63ZM69 98H70V97H69ZM79 98H80V97H79ZM84 98H83V99H84ZM162 98H163V97H162ZM66 99H67V98H66ZM73 99H74V98H73ZM73 99H71V100H73ZM90 99H91V98H90ZM95 99H93V101H95ZM220 99L223 100V98H220ZM62 100H63V99H62ZM71 100H70V102H71ZM78 100H80V99H78ZM78 100H77V101H78ZM87 100H88V99H87ZM91 100H92V99H91ZM98 100H99V99H98ZM110 100H111V98H110ZM243 100H244V99H243ZM245 100H246V99H245ZM15 101H16V99H15ZM15 101L12 102L13 105L15 104ZM19 101H20V100H19ZM19 101H18L17 103H19ZM67 101H69V100L67 99ZM105 101L107 102V100H105ZM232 101H234V100H232ZM48 102H49V101H48ZM53 102H54V101H53ZM84 102H85V101H84ZM84 102H83V103H84ZM101 102H102V99H101ZM106 102H105V104H107ZM62 103H63V102H62ZM68 103H69V102H68ZM76 103H77V102H76ZM94 103H95V102H94ZM109 103H110V102H109ZM109 103H108V104H109ZM242 103L244 104V101H242ZM251 103H252V102H251ZM70 104H71V103H70ZM74 104H75V103H74ZM78 104H79V103H78ZM87 104H88V103H87ZM99 104H100V103H99ZM99 104H98V105H99ZM103 104H104V103H103ZM152 104H154V103H152ZM233 104H234V102H233ZM237 104H238V103H237ZM247 104H249V103H247ZM0 105H1L0 114H6L7 112H8V113H9V112H12L13 110H11V108H13V107L16 106V105H15V106L12 105V106H13V107H12V106H11V102H10V104H8V106H7V102H6V101H5L4 103H1ZM9 105H10V106H9ZM17 105H19V104H17ZM61 105H63V104H61ZM66 105H67V103H66ZM81 105H82V104H81ZM83 105H84V104H83ZM115 105H116V104H115ZM222 105H223V104H221V103L218 101V99L215 100V101L213 102V104H212V108H210V109H211V112H208L207 115L205 116V118L202 117V118L200 119L199 122L197 121V123L200 124V125H199L197 128H195V129H196L197 136H199V137L201 138V136L203 135V137H204L203 139H201V140H203L202 142H201L200 140H198V142L200 141L199 143H198L197 141H195V142H197V144H201V150H200V152L202 151V146H203V149H204L203 151H204V153H206V154H204L203 151H202V153L205 155V157L207 156V158H209V160H211V161H215V162L219 163L220 165L224 166V168L227 167V169H230V168H232L233 166L235 167V166L239 165L240 163H241V164H240V165H241L240 167L243 166V167L241 168L242 170H241V169L239 170V171H240V173L238 174L239 176L237 175V176H238V177H237V183L239 182L238 185H240L241 187L245 188L246 191H245V190H244V191H242V190H236V191H233V192H231V191L229 192V191H228V194H225V195H222V194H224V193H222V192H221L222 194H220V195L223 196V198H222L223 201H224V199H225V201H226L225 203H226V204H228L230 201H232L233 203H237V204H238V206H236V207H230V208H238V210L236 209V210H237L236 212L234 211V213H233V211H232V213L228 214L229 216L227 215L228 218H227V216H226V220H224V219H221V220H220V221H222V220H224V221L221 222L220 224L218 223L219 226H218V225H217V226H214L215 228H216V227H217V228L219 227L220 229H222L223 227L225 228V227L227 226L226 224H228V221L231 220V219L234 217V215L237 216V215H240V214H242V213L247 214L246 212H248L249 210H251V209L254 210L255 207L258 209V207H259V204L255 203L254 201H249V203H246L247 201H245V202H241V200H233L234 197H237V198H239V199H241V198H243V199H244V198H247V199H248V198H250V197H253L254 195L257 196V197L260 196V198L263 200V203H262V204H264V195H263V194L261 195L260 192H256V191H259V190H264V166H263V165H264V163H263V162H264V160H263V159H264V154H263L264 152L261 151V152H262V153H261V152L257 151V149H256L257 146L254 147V143L257 142L256 139H257L258 137L255 135L256 139H255V138H253V139H252V138H249V139H252V140L256 141V142H254V143H253L251 140H249V139H248V142H247V143H242L241 140L239 139V137L237 136L235 130L233 129V130H234V131H233V130H231V129L228 127V123H227V119H226V115H227V114L225 115V111H224L225 109L223 108ZM231 105H232V104H231ZM231 105H230V106H231ZM245 105H246V104H245ZM52 106H53V105H52ZM54 106H55V105H54ZM63 106H64V105H63ZM76 106H77V105H76ZM79 106H80V105H79ZM111 106H112V105H111ZM243 106H244V105H243ZM9 107H11V108L9 109ZM16 107L19 108L18 106H16ZM45 107H46V106H45ZM70 107H71V109H72V106H70ZM74 107H75V106H74ZM74 107H73V108H74ZM86 107H88V106L85 105V106H84V109H85ZM107 107H108V106H107ZM109 107H110V106H109ZM112 107H113V106H112ZM149 107H150L151 109H153L151 106H149ZM233 107H234V106H233ZM246 107H249V106H246ZM17 108H16V109H17ZM20 108H21V107H20ZM57 108H58V107H57ZM80 108L83 109V107H80ZM80 108H79V110H80ZM150 108H149V109H150ZM229 108H230V107H229ZM231 108H232V107H231ZM8 109H9L10 111H9ZM60 109H61V108H60ZM74 109H75V108H74ZM74 109H73V110H74ZM92 109H93V108H92ZM107 109H108V108H107ZM114 109H116V107H114ZM117 109H118V108H117ZM227 109H228V108H227ZM232 109H233V108H232ZM17 110H18V109H17ZM42 110H44V107H40L39 111L41 112ZM56 110H57V109H56ZM62 110H63V108H62ZM67 110H68V109H67ZM76 110H77V109H76ZM76 110H75V112H76ZM158 110H159V108H158ZM19 111H20V110H19ZM45 111H46V110H45ZM54 111H55V110H53V112H54ZM63 111H64V110H63ZM63 111H61V112H63ZM77 111H78V110H77ZM86 111H87V110H86ZM86 111H85V112H86ZM88 111H89V110H88ZM90 111H91V109H90ZM150 111H151V110H150ZM156 111H157V110H156ZM156 111H155V112H156ZM51 112H52V110H51ZM53 112H52V113H53ZM69 112H72V110L70 111V109H69ZM69 112H68V113H69ZM82 112H84V111H82ZM82 112H81V113H82ZM151 112H152V111H151ZM155 112H154V113H155ZM159 112H160V111H159ZM8 113H7V114H8ZM16 113H17V112H16ZM43 113H44V112H43ZM72 113H74V112H72ZM87 113H88V112H87ZM164 113H165V111H164ZM7 114H6V115H7ZM13 114H14V113H13ZM19 114H21V113H19ZM39 114H40V113H39ZM45 114H46V113H45ZM85 114H86V113H85ZM146 114H147V113H146ZM156 114H157V113H156ZM156 114H155V115H156ZM8 115H9V114H8ZM10 115H11V113H10ZM43 115H44V114H43ZM47 115H48V114H47ZM47 115H46V116H47ZM66 115H67V114H65V116H66ZM68 115H69V114H68ZM68 115H67V116H68ZM71 115H72V114H71ZM71 115H69V118H70ZM149 115H150V114H149ZM155 115H153V117H154ZM3 116H4V115H3ZM3 116H0V120H1V118H2ZM12 116H13V115H12ZM60 116H62V115H60ZM72 116H73V115H72ZM4 117H5V116H4ZM4 117H3L2 119L6 120L7 118H6V117L4 118ZM19 117H20V116H19ZM41 117H42V116H41ZM41 117H40V119H42V118L45 117V116H43L42 118H41ZM48 117H49V116H48ZM54 117H55V116H54ZM8 118H9V117H8ZM36 118H37V117H36ZM38 118H39V117H38ZM55 118H58V116H56ZM62 118H64V115H63ZM62 118L60 117L59 120L62 119ZM65 118H66V117H65ZM65 118H64V119H65ZM67 118H68V117H67ZM67 118H66V119H67ZM73 118H74V117H73ZM149 118H150V117H149ZM43 119H46V117L43 118ZM52 119H53V118H52ZM64 119H63V122H64ZM76 119H77V118H76ZM78 119H79V117H78ZM8 120H9V119H8ZM36 120H37V119H36ZM48 120H49V119H48ZM55 120L58 121V119H55ZM70 120H71V118H70ZM79 120H80V119H79ZM83 120H84V119L80 120V122L83 121ZM10 121H11V119H10ZM20 121H21V120H20ZM38 121H39V119H38ZM51 121H52V120H51ZM57 121H56V123H58ZM61 121H62V120H61ZM65 121H66V120H65ZM31 122L33 123L32 120L30 121V123H31ZM46 122H47V121H46ZM48 122H50V121H48ZM5 123H6V127L8 128V126H9L8 124L11 123V122L8 123L7 120H6ZM36 123H37V122H35V123H33V124L35 125ZM40 123H41V122H40ZM43 123H44V122H43ZM51 123H52V122H50L49 124H51ZM53 123H54V122H53ZM66 123H67V122H66ZM83 123H84V125H85V122H83ZM83 123H82V124H83ZM197 123H196V124H197ZM41 124H42V123H41ZM44 124H46V123H44ZM44 124H43V125H44ZM47 124H48V123H47ZM49 124H48V125H49ZM68 124H69V123H68ZM87 124H88V123H87ZM87 124H86V125H87ZM198 124H197V125H198ZM7 125H8V126H7ZM10 125H11V124H10ZM31 125H32V124H31ZM31 125H30V127H31ZM38 125H39V123H38ZM38 125H37V126H38ZM51 125H52V124H51ZM51 125H50V126H51ZM78 125H79V124H78ZM197 125H196V126H197ZM27 126H28V125H27ZM32 126H33V125H32ZM35 126H36V125H35ZM52 126H53V125H52ZM55 126H56V125H55ZM76 126H77V125H76ZM82 126H83V125H82ZM196 126H195V127H196ZM30 127H29V129H30ZM42 127H43V126H42ZM45 127H46V125H45ZM48 127H49V126H48ZM62 127H63V126H62ZM67 127H68V126H67ZM67 127H66V128H67ZM87 127H88V126H87ZM49 128H50V127H49ZM56 128H57V127H56ZM82 128H83V127H82ZM8 129H9V128H8ZM8 129H7V130H8ZM10 129H11V128H10ZM40 129H41V127H40ZM40 129H39V132H40ZM44 129H45V128H44ZM124 129H126V128H124ZM193 129H194V127H193ZM195 129H194V130H195ZM45 130H47V129H45ZM45 130H44V131H45ZM50 130H51V129H50ZM50 130L48 129V132H49ZM71 130H72V129H71ZM81 130H82V129H81ZM194 130H193V131H194ZM42 131H43V130L41 129V132H40V133H42V135H43L45 132L43 133ZM51 131H52V130H51ZM51 131H50V132H51ZM74 131H75V130H74ZM123 131H125V130H123ZM193 131H192V133H193ZM8 132H9V131H8ZM27 132H28V131H27ZM50 132H49V133H50ZM76 132H79V131L76 130ZM16 133H17V130H13L12 135H10V136H12V141H11V143H12L13 140L16 138V136H20L19 142H21V144L23 143V141L25 140V138H26V140H27L25 143L28 142L27 137H25V136L27 135V133H26V135H25V133H23V132L21 133V131L19 132V133H21V134H19V135H16ZM40 133H39V134H40ZM49 133H48V134H49ZM58 133H59V132H58ZM122 133H123V132H122ZM125 133H126V132H125ZM196 133H194V134H196ZM33 134H34V133H33ZM46 134H47V133H46ZM50 134H51V133H50ZM50 134H49V135H50ZM53 134H55V133H53ZM260 134H261V133H260ZM31 135H32V134H31ZM42 135H41V136H42ZM51 135H52V134H51ZM27 136H28V135H27ZM37 136H38V135H37ZM58 136H59V134H58ZM194 136H195V135H194ZM197 136H196V138H197ZM35 137H36V135H35ZM44 137H45V135H44ZM46 137H47V136H46ZM52 137L54 138V135H52ZM52 137H47V138H50L49 140H51ZM55 137H56V139H57V136H56V135H55ZM61 137H62V135L59 136V138H61ZM199 137H198V139H200ZM251 137H252V136H251ZM259 137H260V135H259ZM33 138H34V137H33ZM37 138H38V137H36L35 139L37 140ZM41 138H42V137H41ZM41 138H40V139H41ZM53 138H52V139H53ZM179 138H184V136H183V137L180 136ZM187 138H188V137H186V139H187ZM260 138H262V137H260ZM263 138H264V137H263ZM30 139H31V138H29V140H30ZM62 139H63V137H62ZM49 140H48V141H49ZM60 140H61V139H60ZM63 140H64V139H63ZM180 140H181V139H180ZM182 140H183V139H182ZM182 140H181V141H182ZM262 140H263V139H262ZM30 141H31V140H30ZM32 141H33V140H32ZM42 141H43V140H42ZM65 141H66V139H65ZM81 141H82V140H81ZM178 141H179V140H178ZM193 141H194V140H193ZM44 142H45V141H44ZM46 142H47V141H46ZM54 142H55V141H54ZM61 142H62V141H61ZM63 142H64V141H63ZM66 142H67V141H66ZM183 142H186V141L183 140ZM188 142H190V140H189ZM36 143H37V142H36ZM57 143H58V142H57ZM75 143H76V142H75ZM85 143H86V142H85ZM180 143H181V142H180ZM202 143H203V145H202ZM258 143H259V142H258ZM21 144H20V145H21ZM27 144H28V143H27ZM33 144H34V143H33ZM33 144H32V145H33ZM41 144H42V143H41ZM45 144H46V143H45ZM173 144H174V143H173ZM173 144H172V145H173ZM184 144H185V143H184ZM184 144H183V145H184ZM186 144H188V143H186ZM197 144H196V145H197ZM20 145H19L18 142H17V146H15L14 149H11V151L3 150V149H4V148H3L2 150H0V157H2V156H4V155H9V156H4L3 159H5V160H7V159L11 160V159H12L11 161H13V158L15 159V157H17V156L20 155V154H19V153L21 152V150H19ZM42 145H43V144H42ZM48 145H50V144L48 143ZM52 145H53V143H52ZM71 145H73V144L71 143ZM107 145H108V144H107ZM248 145H249V146H248ZM257 145H258V144H257ZM21 146H23V145H21ZM39 146H41V145H39ZM62 146H64V145H62ZM62 146H61V147H62ZM65 146H66V145H65ZM82 146H84V145H82ZM187 146H188V145H187ZM190 146H192V145L190 144ZM194 146H195V145H194ZM6 147H7V146H6ZM29 147H32V146H29ZM35 147H36V146H35ZM48 147H49V146H48ZM72 147H74V146H72ZM104 147H105V146H104ZM104 147H103V148H104ZM107 147H108V146H107ZM167 147H168V146H167ZM169 147H170V146H169ZM175 147H176V146H175ZM263 147H264V145L262 146V149H261V150H263ZM20 148H21V147H20ZM25 148H26V145H25ZM33 148H34V146H33ZM33 148H32V149H33ZM37 148H38V145H37L36 149H37ZM41 148H42V147H41ZM41 148H40V150H41ZM51 148H52V147H51ZM55 148H56V147H55ZM57 148H58V147H57ZM77 148H78V146H77ZM80 148H81V146H80ZM194 148H196V147H194ZM197 148H199V147H197ZM259 148H260V147H259ZM22 149H23V148H22ZM27 149H28V147H27ZM30 149H31V148H30ZM46 149H47V148H46ZM70 149H71V148H70ZM107 149H108V148H107ZM112 149H113V147H112ZM170 149H171V148H170ZM184 149H186V148H184ZM188 149H189V150L191 149V150L193 151V149L190 148V147H189ZM25 150H26V149H25ZM25 150H24V151H25ZM34 150H35V149H34ZM34 150H33V151H34ZM37 150H38V149H37ZM58 150H59V149H58ZM62 150H63V149H61V151H62ZM68 150H69V149H68ZM74 150H75V148H74ZM80 150H81V149H80ZM105 150H106V149H105ZM109 150H110V149H109ZM109 150H108V152H109ZM114 150H116V149H114ZM197 150H198V149H197ZM258 150H259V149H258ZM35 151H36V150H35ZM49 151H50V150H49ZM70 151H72V150H70ZM82 151H83V150H82ZM192 151H191V153H192ZM30 152L32 153V151H30ZM42 152H44V151H41V153H42ZM45 152H46V151H45ZM52 152H54V151H52ZM57 152H58V151H57ZM59 152H60V151H59ZM65 152H66V151H65ZM73 152H75V151H73ZM112 152H113V151H112ZM112 152H111V153H112ZM195 152H196V151H195ZM16 153H18V154H16ZM23 153H24V152H23ZM55 153H56V152H55ZM79 153H80V151H79ZM111 153H110V154H111ZM186 153H187V152H186ZM186 153H185V154H186ZM196 153H197V152H196ZM24 154H25V153H24ZM32 154H34V153H32ZM107 154H109V153H107ZM157 154H158V153H157ZM193 154L195 155L194 151H193ZM85 155H86V153H85ZM115 155H116V154H115ZM115 155H114V153H113V156H115ZM119 155H120V154H119ZM22 156H23V155H22ZM32 156H33V155H32ZM87 156H88V155H87ZM113 156H112V157H113ZM24 157H25V156H24ZM24 157H23V158H24ZM33 157H34V156H33ZM36 157H37V156H36ZM36 157H35V158H36ZM43 157H44V156H43ZM56 157H57V156H56ZM84 157H85V156H84ZM103 157H104V155H103ZM105 157H106V156H105ZM105 157H104V158H105ZM107 157H108V156H107ZM110 157H111V156H110ZM120 157H121V156H120ZM120 157H117V158L121 159ZM23 158H22V159H23ZM31 158H32V157H31ZM39 158H40V157H39ZM46 158H48V157H46ZM67 158L69 159V157H67ZM70 158H71V157H70ZM78 158H79V157L77 156V159H78ZM99 158H100V157H99ZM117 158H116V159H117ZM190 158H191V156H190ZM3 159H2V160H3ZM17 159H18V158H17ZM32 159H33V158H32ZM36 159H38V158H36ZM58 159H59V157H58ZM71 159H72V158H71ZM74 159H75V158H74ZM74 159H73V161H75ZM80 159H82V158H80ZM85 159H86V158H84V160H85ZM96 159H97V158H96ZM105 159H106V158H105ZM112 159H113V158H111L110 160L113 161ZM0 160H1V159H0ZM19 160H20V159H19ZM19 160H18V161H19ZM30 160H31V159H30ZM42 160H43V159H42ZM59 160H60V159H59ZM66 160H67V159H66ZM78 160H79V159H78ZM262 160H263V161H262ZM3 161H4V160H3ZM11 161H10V163H12ZM28 161H29V160H28ZM44 161H45V160H44ZM51 161H53V160L51 159ZM62 161H63V159H62ZM88 161H89V160H88ZM92 161H93V158H92ZM111 161H110V162H111ZM120 161L122 162V160H120ZM261 161H262V162H261ZM7 162H9V161H7ZM20 162H21V161H20ZM48 162H49V161H48ZM48 162H47V163H48ZM78 162H79V161H78ZM78 162H76V163L78 164ZM86 162H87V161H86ZM86 162H85V164H86ZM89 162H90V161H89ZM89 162H87V163H89ZM93 162H94V161H93ZM93 162H92V163H93ZM98 162H100L99 159H98ZM5 163H6V162H5ZM10 163H9V165H8V164H7V165H8V166L12 165V164H10ZM15 163H16V162H15ZM18 163H19V162H18ZM21 163H23V162H21ZM21 163H20V164H21ZM25 163H26V162H25ZM31 163H32V162H30V165H29V166L32 165ZM37 163H38V162H37ZM52 163H53V162H52ZM52 163H48V164H52ZM101 163H102V161H101ZM101 163H100V164H101ZM115 163H116V162H115ZM242 163H243V164H242ZM0 164H1V163H0ZM27 164H29V163H27ZM35 164H36V163H35ZM77 164H75V165H77ZM79 164H80V163H79ZM79 164H78V168H79ZM82 164H83V163H82ZM96 164H97V163H96ZM261 164H262V165H261ZM3 165H4V164H3ZM3 165L1 164V166H3ZM21 165H22V164H21ZM25 165H26V164H25ZM71 165H72V164H71ZM71 165H70V166H71ZM73 165H74V163H73ZM73 165H72V166H73ZM83 165H84V164H83ZM89 165H90V164H89ZM91 165H92V164H91ZM23 166H24V165H23ZM32 166H33V165H32ZM32 166H31V167H32ZM66 166L69 167L68 165H66ZM66 166H65V168H66ZM86 166H87V165H86ZM106 166H107V165H106ZM6 167H7V166L5 165V168H6ZM24 167H25V166H24ZM24 167H23V168H24ZM26 167H27V166H26ZM26 167H25V168H26ZM31 167H29V169H31ZM35 167H36V166H35ZM35 167L33 166L34 169H35ZM39 167H40V166H39ZM73 167H74V166H73ZM80 167H81V166H80ZM84 167H85V166H84ZM87 167H88V166H87ZM119 167H120V165H119ZM237 167H238V166H237ZM237 167H236V168H237ZM240 167H238V168H240ZM7 168H8V167H7ZM20 168H21V170H22V167H20ZM27 168H28V167H27ZM40 168H42V167H40ZM56 168H57V167H56ZM88 168H89V167H88ZM92 168H93V167H92ZM92 168H91V169H92ZM112 168H113V167H112ZM112 168H111V170H112ZM116 168H117V167H115V169H116ZM121 168H122V167H121ZM36 169H37V168H36ZM68 169L71 170L70 168H68ZM68 169H67V170H68ZM79 169H80V168H79ZM79 169H78V170H79ZM83 169H85V168H82L81 170H83ZM98 169H99V168H98ZM6 170L8 171L9 169H6ZM6 170H5V171H6ZM18 170H20V169H18ZM18 170H17V171H18ZM24 170H25V169H24ZM38 170L40 171L39 168H38ZM54 170H55V169H54ZM58 170H59V169H58ZM74 170H75V169H74ZM93 170H95V169L93 168ZM93 170H92V171H93ZM230 170H231V169H230ZM233 170H237V169H234V168H233L232 171H233ZM13 171H14V170H13ZM22 171H23V170H22ZM22 171H20V172L22 173ZM34 171H35V170H34ZM56 171H57V170H56ZM83 171H84V170H83ZM89 171H90V170H89ZM113 171H114V170H113ZM242 171H243V173H241ZM3 172H4V170H3ZM23 172H24V171H23ZM64 172H65V171H64ZM74 172H76V171H74ZM79 172H80V171H79ZM86 172H87V171H86ZM7 173H8V172H7ZM18 173H19V171H18ZM25 173H26V172H25ZM28 173H29V172H28ZM32 173H33V172H32ZM32 173H30V174H32ZM35 173H36V172H35ZM55 173H56V172H55ZM67 173H68V172H67ZM67 173H66V174H67ZM115 173H116V171H115ZM15 174H16V173H15ZM26 174H27V173H26ZM26 174H25V175H26ZM30 174H29V175H30ZM72 174H73V173H72ZM116 174H117V173H116ZM19 175H20V174H19ZM19 175H18V176H19ZM21 175H22V174H21ZM25 175H24V176H25ZM32 175H33V174H32ZM55 175H56V174H55ZM70 175H71V174H70ZM201 175H202V176H205V174H204V175L201 174ZM24 176H23V177H24ZM34 176H35V175H34ZM56 176H58V175H56ZM62 176H63V175H62ZM199 176H200V175H199ZM207 176H208V175H206L205 177H202L201 179H198V180H197L198 183H197L196 185H194V186H191L192 184L190 185V183H189V185H190L192 188L187 186L188 188H190L188 191H193V192H195V194H196V191H194V188L197 187V185H199V184H200V185H201V184H204L203 187H205L207 183H211L212 181H215V180H211L212 178L209 179V176H208V177H207ZM12 177H13V176H12ZM12 177H11V178H12ZM59 177H60V175H59ZM59 177H57V178H59ZM68 177H69V176H68ZM75 177H76V176H75ZM184 177H186V176H184ZM195 177H196V175H195ZM195 177H194V178H195ZM197 177H198V176H197ZM197 177H196V178H197ZM14 178H15V177H14ZM18 178H19V177H18ZM24 178H25V177H24ZM55 178H56V177H55ZM61 178H62V177H61ZM65 178L67 179V177H65ZM19 179H22V178H19ZM31 179H32V178H31ZM63 179H64V178H62V180H63ZM71 179H72V177H71ZM185 179H186V178H185ZM192 179H193V178H192ZM14 180H15V179H14ZM186 180H187V179H186ZM10 181L13 182L12 180H10ZM15 181H16V180H15ZM22 181H23V180H22ZM57 181H59V180H57ZM182 181H183V180H182ZM195 181H196V180H195ZM234 181H235V178H234ZM20 182H21V181H20ZM24 182H25V180H24ZM27 182H28V181H27ZM30 182H31V181H30ZM51 182H52V181H51ZM183 182H184V181H183ZM185 182H186V181H185ZM185 182H184V183H185ZM235 182H236V181H235ZM184 183H183V184H184ZM186 183H187V182H186ZM193 183H194V182H193ZM16 184L18 185V183H16ZM20 184H21V183H20ZM20 184H19V185H20ZM180 184H181V183H180ZM180 184H179V185H180ZM12 185H13V184H12ZM179 185H178V186H179ZM207 185H208V184H207ZM21 186H22V185H21ZM170 186H172V185H170ZM180 186H181V185H180ZM224 186H226V185H224ZM224 186H223V187H224ZM235 186H236V185H235ZM10 187H11V185L9 186V190H10ZM12 187H13V186H12ZM15 187H16V186H15ZM26 187H27V186H26ZM173 187H174V186H173ZM206 187H207V186H206ZM232 187H233V186H232ZM19 188H20V187H19ZM23 188H24V187H23ZM181 188H182V187H181ZM181 188H180V189H181ZM188 188H187V189H188ZM199 188H200V186L197 187V188H195V189L199 190ZM207 188L209 189V186H208ZM207 188H203V189H205V192H206V189H207ZM226 188H227V190H228V187H226ZM165 189H166V188H165ZM175 189H176V188H175ZM184 189H185V188H184ZM200 189H201V188H200ZM203 189H202V190H203ZM224 189H225V188H224ZM229 189H231V188L229 187ZM232 189H234V188H232ZM232 189H231V190H232ZM236 189H241V188H239V187L237 188V187H236ZM247 189H248V190H247ZM166 190H168V189H166ZM166 190H165V192H167ZM185 190H186V189H185ZM212 190H213V189H212ZM220 190H221V188H220ZM227 190H226V191H227ZM250 190H251V191H250ZM255 190H256V191H255ZM168 191H169V190H168ZM180 191H182V190H180ZM186 191H187V190H186ZM186 191H185V194L187 195V192H186ZM214 191H215V190H214ZM216 191H217V190H216ZM173 192H174V191H173ZM193 192H192V193H193ZM202 192H204V191H202ZM207 192H208V191H207ZM218 192H219V191H218ZM223 192H224V191H223ZM188 193H189V192H188ZM198 193H199V192H198ZM198 193H197L196 195H198ZM259 193H260V194H259ZM159 194H161V193H159ZM159 194H157V195H159ZM178 194H179V193H177V195H175V196H176V197H177V196H181L180 194H179V195H178ZM181 194H182V193H181ZM202 194H203V193H202ZM204 194H205V193H204ZM84 195H85V194H84ZM163 195H164V194H163ZM186 195L183 196V197H187ZM188 195L191 196L192 194H188ZM160 196H161V195H160ZM61 197H62V196H61ZM65 197H66V196H65ZM65 197H64V198H65ZM196 197H197V196H196ZM73 198H74V197H73ZM168 198H169V197H168ZM181 198H182V197H181ZM220 198H221V196H220ZM59 199H60V198H59ZM175 199L177 200V198H175ZM175 199H173V200H175ZM222 199H221V200H222ZM235 199H236V198H235ZM254 199H255V198H254ZM30 200H32V199H30ZM62 200H63V199H62ZM62 200H61V203H62ZM87 200H88V199H87ZM167 200L169 201V199H167ZM171 200H172V199H171ZM251 200H252V199H251ZM59 201H60V200H59ZM150 201H151V200H150ZM243 201H244V200H243ZM29 202H30V201H29ZM83 202H84V201H83ZM88 202H89V201H88ZM100 202H101V201H100ZM164 202L166 203V200H165ZM258 202L261 203V201H258ZM49 203H50V201H49ZM68 203H69V202H68ZM78 203H79V202H78ZM90 203H91V202H90ZM134 203H135V201H134ZM222 203H223V202H222ZM225 203H224V205H225ZM29 204H30V203H29ZM65 204H66V202H65ZM80 204H81V203H80ZM92 204H93V203H92ZM137 204H138V203H137ZM158 204H159V203H158ZM163 204H164V203H163ZM262 204L260 205L261 207H262ZM39 205H40V204H39ZM39 205L37 204L36 206H39ZM46 205H47V203H46ZM57 205H58V204H57ZM61 205H62V204H61ZM73 205H74V204H73ZM77 205H78V204H77ZM89 205H90V204H89ZM101 205H102V204H101ZM229 205H230V204H229ZM231 205L233 206V204H231ZM231 205H230V206H231ZM36 206H34V208H37ZM47 206H48V205H47ZM55 206H56V205H55ZM62 206H63V205H62ZM66 206H67V204H66ZM68 206H69V205H68ZM78 206H79V205H78ZM86 206H88V205L86 204ZM109 206H110V204H109ZM234 206H235V205H234ZM40 207H41V205H40ZM52 207H53V206H52ZM52 207H51V209H54V208H52ZM59 207H60V206H59ZM63 207L65 208V206H63ZM75 207H76V206H75ZM79 207H80V206H79ZM79 207H78V208H79ZM84 207H85V206H84ZM97 207H99V206L97 205ZM107 207H108V206H107ZM112 207H113V206H112ZM30 208H31V207H30ZM32 208H33V207H32ZM34 208H33V209H34ZM43 208H44V207H43ZM73 208H74V207H73ZM73 208H72V209H73ZM80 208H82V207H80ZM103 208H104V207H103ZM228 208H229V207H227L226 205H225V206H222V209L219 208L221 211L218 212V215L224 213L226 210H228ZM259 208H260V207H259ZM263 208H264V206H263ZM24 209H27V207L24 208ZM70 209H71V207H70ZM89 209H90V208H89ZM89 209L87 208V210H89ZM105 209H107V208H105ZM44 210H46V208H44ZM47 210H48V208H47ZM58 210H59V209H58ZM67 210H68V207H67ZM76 210H77V209H76ZM78 210H79V209H78ZM78 210H77V211H78ZM80 210H81V209H80ZM87 210H86V211H87ZM100 210H101V209H100ZM255 210H256V209H255ZM2 211H3V210H2ZM21 211H22V210H20V212H21ZM23 211H24V210H23ZM23 211H22V212H23ZM25 211H26V210H25ZM42 211H43V210H42ZM73 211H74V210H73ZM73 211H72V212H73ZM93 211H94V210H93ZM258 211H260V209H259ZM32 212H33V211H32ZM49 212H50V211H49ZM51 212H52V211H51ZM61 212H62V210H61ZM63 212H64V211H63ZM63 212H62V213H63ZM66 212H67V211H66ZM75 212H76V211H75ZM80 212H81V214H82L83 209H82ZM84 212H85V211H84ZM251 212H252V211H251ZM251 212H250V213H251ZM253 212H254V211H253ZM253 212H252V213H253ZM255 212H256V211H255ZM262 212H263V211H262ZM262 212H259V213H262ZM6 213H7V212H6ZM33 213H34V212H33ZM36 213H37V212H36ZM69 213H70V211H69ZM90 213H91V212H90ZM96 213H97V212H96ZM98 213H99V212H98ZM216 213H217V212H216ZM248 213H249V212H248ZM257 213H258V212H257ZM9 214H10V213H9ZM23 214H24V212H23ZM34 214H35V213H34ZM34 214H33V215H34ZM37 214H38V213H37ZM65 214H66V213H65ZM78 214H79V213H78ZM85 214H86V213H85ZM92 214H93V213H92ZM255 214H256V213H255ZM24 215H25V214H24ZM26 215H28V214H26ZM66 215H67V214H66ZM90 215H91V214H90ZM95 215H96V214H95ZM243 215H244V214H243ZM243 215H242V217H243ZM250 215L253 216V214H249V216H250ZM61 216H63V215H61ZM71 216H72V215H71ZM81 216H82V215H81ZM85 216H86V215H84L83 218H85ZM87 216H88V215H87ZM91 216H92V215H91ZM213 216H214V215H213ZM246 216H247V215H246ZM258 216H259V215H258ZM217 217H218V216H217ZM253 217H254V216H253ZM253 217H252V219H255V218H253ZM255 217H256V216H255ZM260 217H261V215H260ZM260 217H259V219H260ZM73 218H74V217H72V220H73ZM81 218H82V217H81ZM81 218H80V219H81ZM218 218H219V217H218ZM238 218H239V217H238ZM240 218H241V216H240ZM248 218H249V217H248ZM256 218H257V217H256ZM252 219L249 218V221H250V220L252 221ZM259 219H257V220H259ZM76 220H77V218H76ZM76 220H75V222H76ZM83 220H84V219H83ZM232 220H233V219H232ZM232 220H231V221H232ZM235 220H236V219H235ZM235 220H234V221H235ZM255 220H256V219H255ZM78 221H79V220H78ZM80 221H81V220H80ZM85 221H86V220H85ZM185 221H187V220H185ZM188 221H189V220H188ZM214 221H215V220H214ZM234 221H233V222H234ZM236 221H237V220H236ZM71 222H72V221H71ZM73 222H74V221H73ZM73 222H72V223H73ZM75 222H74V223H75ZM83 222H84V221H83ZM83 222H82V223H83ZM191 222H192V221H191ZM237 222H238V221H237ZM256 222H257V221H255V223H256ZM258 222H259V221H258ZM72 223H71V224H72ZM188 223H189V222H188ZM229 223H231V222H229ZM240 223H242V221H241ZM244 223H245V222H243L242 224H244ZM249 223H250V222H249ZM252 223H254V222L252 221ZM255 223H254V224H255ZM262 223H263V221L260 223V224H261V227H258V226H259V225H258L259 223H258V224L256 223V224L258 225L257 227H258V228H262V225H263ZM79 224H81V223L79 222ZM183 224H184V223H183ZM185 224H187V223H185ZM211 224H212V223H211ZM213 224H214V223H213ZM233 224H234V223H233ZM236 224H237V223H236ZM236 224H235V225H236ZM238 224H239V223H238ZM238 224H237V225H238ZM246 224H247V222H246ZM246 224H245V225H246ZM74 225H75V224H74ZM188 225H189V224H188ZM225 225H226V226H225ZM228 225H230V224H228ZM235 225H232V226L234 227ZM237 225H236V226H237ZM180 226H181V225H180ZM246 226H247V225H246ZM263 226H264V225H263ZM178 227H179V226H178ZM181 227H184V226L182 225ZM181 227H179V228H181ZM187 227L189 228V226H187ZM187 227H184V228L188 229ZM191 227H196V226H193V225H192ZM191 227H190V229L192 230L193 228H191ZM229 227H231V226H229ZM233 227H232V228H233ZM243 227H244V226H243ZM250 227H251V225H250ZM250 227H249V229H250ZM161 228H162V227H161ZM168 228L171 229L170 227H168ZM175 228H177L176 225H175ZM175 228H174L173 230H175ZM215 228H212V229H215ZM227 228H228V226H227ZM237 228H238V227H237ZM237 228H236V229H237ZM252 228H253V227H252ZM252 228H251V229H252ZM156 229H158V228H156ZM164 229H165V227H163V230H164ZM182 229H183V228H182ZM195 229L199 230L197 227H196ZM195 229H194V230H195ZM228 229L230 230V228H228ZM233 229H235V228H233ZM240 229H241V228H240ZM245 229H246V228H245ZM247 229H248V228H247ZM249 229H248V230H249ZM255 229H256V228H255ZM255 229H253V230H255ZM2 230H3V229H2ZM153 230H155V229H153ZM163 230H162V231H163ZM167 230H168V229H167ZM171 230H172V229H171ZM178 230H179V229H178ZM188 230H189V229H188ZM197 230H195V231H197ZM207 230H208V229H207ZM215 230H216V229H215ZM217 230H219V229H217ZM222 230H223V232H224V229H222ZM222 230H221V231H222ZM229 230H228L227 232H230ZM238 230H239V229H238ZM260 230H261V229H260ZM263 230H264V229H263ZM0 231H1V230H0ZM149 231H150V230H149ZM182 231H183V230H182ZM195 231H191V232H195ZM203 231H204V230H203ZM208 231H209V230H208ZM211 231H213V230H211ZM221 231H220V233H221ZM231 231H232V229H231ZM234 231H235V230H234ZM240 231H241V230H240ZM240 231H239V232H240ZM243 231H244V229H243ZM243 231H242V232H243ZM245 231H246V230H245ZM245 231H244V232H245ZM249 231H251V230H249ZM249 231H248V232H249ZM1 232H2V231H1ZM7 232H8V231H7ZM157 232H159V230H158ZM169 232H170V231H169ZM178 232H180V231H178ZM239 232L237 231V234H239ZM261 232H262V231H261ZM162 233H163V232H162ZM181 233H184V232H181ZM196 233H197V232H196ZM201 233H203V232H201ZM201 233H200V234H201ZM209 233H211V232H209ZM216 233H217V231L214 233V235H215ZM225 233H226V232H225ZM231 233H232V232H231ZM249 233H250V236H251V232H249ZM0 234H1V233H0ZM148 234H149V232H148ZM150 234H152V233H150ZM154 234H155V233H154ZM188 234H189V233H188ZM226 234L228 235V233H226ZM226 234H224V235H226ZM254 234H255V233H253V235H254ZM261 234H262V233L259 232L258 235L261 236ZM15 235H16V234H15ZM122 235H123V234H122ZM124 235H125V234H124ZM126 235H127V234H126ZM126 235H125V236H126ZM129 235H131V234H129ZM145 235H147V234H145ZM164 235H165V234H164ZM171 235H172V234H171ZM179 235H180V234H179ZM181 235H184V234H181ZM190 235L193 237L194 234H193V235L190 234ZM204 235H205V233H203V236H204ZM208 235H211V234H208ZM212 235H213V234H212ZM222 235H223V233H222L220 236H222ZM224 235H223V237H225ZM256 235H257V234H256ZM256 235H255V236H256ZM12 236H13V235H12ZM127 236H128V235H127ZM133 236H134V235H133ZM136 236H137V235H136ZM206 236H207V235H206ZM215 236H216V235H215ZM215 236H213V237H212V236H207L206 238H209V239H210V237H212V238L214 239ZM255 236H253V237L255 238ZM13 237H16V236H13ZM123 237H124V236H123ZM141 237H142V236H141ZM141 237H140V238H141ZM170 237H171V236H170ZM176 237H180V236H177V235H176ZM184 237H185V236H184ZM117 238H118V236H117ZM133 238L136 240L137 237H136V238L133 237ZM140 238H139V239H140ZM172 238H173V237H171L170 239H172ZM174 238H175V237H174ZM174 238H173V239H174ZM185 238H186V237H185ZM194 238H195V237H194ZM194 238H193V239H194ZM197 238H198V237H197ZM199 238H201V237H199ZM216 238L220 239V237H218V235H217ZM259 238H262V237H259ZM115 239H116V238H115ZM115 239H113V241H114ZM121 239H122V238H121ZM168 239H169V238H168ZM179 239H180V238H179ZM187 239H188V238H187ZM187 239H184V240L187 241ZM189 239H191V238H189ZM119 240H120V239H119ZM144 240H145V239H144ZM191 240H192V239H191ZM195 240H197V239L195 238ZM203 240H204V239H203ZM206 240L208 241V239H206ZM210 240H211V241H208V242H211V243H212V239H210ZM214 240H215V239H214ZM214 240H213V241H214ZM226 240H229V239H226ZM230 240H231V239H230ZM232 240H233V238H232ZM109 241H110V240H109ZM117 241H118V240H117ZM124 241H125V240H123V243H124ZM126 241H127V239H126ZM128 241H130V240H128ZM137 241L139 242V240H137ZM142 241H143V240H142ZM142 241H140V242H142ZM150 241H151V240H150ZM173 241H175V240H173ZM180 241H181V240H180ZM199 241H202V240H198L197 242L195 241V242H194L195 245H196V243H199ZM216 241H217V239H216ZM220 241H221V240H220ZM224 241H225V240H224ZM256 241H257V240H254V242H252V243H255ZM261 241H262V240H261ZM107 242H108V241H107ZM107 242H106V243H107ZM111 242H112V241H111ZM118 242H119V241H118ZM131 242H132V240H131ZM168 242H169V240H168ZM178 242H179V240H178ZM181 242H182V241H181ZM187 242H188V241H187ZM187 242H186V244L184 243V245H187L188 243H189L190 245L192 244L191 241H189L188 243H187ZM205 242H206V241H205ZM226 242H227V241H225V244H223V246H225V245H229V243H230L231 241H229V243H227V244H226ZM234 242L236 243V241H234ZM234 242H233V243H234ZM263 242H264V241H263ZM109 243H110V242H109ZM114 243H116V242H114ZM119 243H120V242H119ZM119 243H118V244H119ZM194 243H193V244H194ZM211 243H210V244H211ZM216 243H217V242H216ZM219 243H221V242H218V245H219ZM222 243H224V242L222 241ZM222 243H221V244H222ZM231 243H232V242H231ZM110 244H112V243H110ZM135 244H136V242H135ZM137 244H138V243H137ZM170 244H171V243H170ZM174 244H176V243H174ZM174 244H173V245H174ZM179 244H180V243H178V245H179ZM181 244H183V243H181ZM199 244H200V243H199ZM221 244H220V245H221ZM247 244H248V243H247ZM114 245H115V244H112V246H114ZM138 245H139V244H138ZM173 245H172V246H173ZM176 245H177V244H176ZM178 245H177L176 247H178ZM197 245H198V244H197ZM230 245H231V244H230ZM230 245H229V246H230ZM236 245H237V244H236ZM240 245H241V244H240ZM254 245H257V246H254ZM254 245H253L254 247H253V246H252V247H247V246H245V247H247V249H243V248H241V246L239 247V249H237V248H236V249H233V248H234V246H233V248L231 247L233 250L230 248L231 251H230L229 253L227 252L228 254H225L226 257L223 258V259L218 260V262H217V263L215 262V264H245V263H246V264H256V261H254V260H255V257H256V258L259 257V256H258L259 254H258L257 256L255 255V257H253V259H252L251 256H252V255L254 256V254H257L259 251H260V252L263 251V249H264V245H263V244H259V245H258V243L254 244ZM101 246H102V245H101ZM112 246H110V247H112ZM135 246H136V245H135ZM212 246H214V245H212ZM221 246H222V245H221ZM223 246H222V247H223ZM249 246H250V245H249ZM126 247L128 248V247H131V246H126ZM126 247H125V248H126ZM158 247H159V245H158ZM163 247H164V246H163ZM176 247H174L173 249L176 250V249H175ZM181 247H182V245H181ZM183 247H184V246H183ZM183 247H182V248H183ZM191 247H192V245H191ZM225 247H227V246H225ZM235 247H236V246H235ZM242 247H243V246H242ZM245 247H244V248H245ZM27 248H28V247H27ZM106 248H107V246L104 247V249H106ZM125 248H124V249H125ZM131 248H132V247H131ZM131 248H130V250H131ZM134 248H135V247H134ZM137 248H138V247H137ZM139 248H140V247H139ZM143 248H144V247H143ZM164 248H165V247H164ZM185 248H186V246L184 247V249H185ZM195 248H196V247H195ZM220 248H221V247H218V246H217V248H215V250H214V248H212L213 250H211L210 252H212V253H217V252H219ZM99 249L102 250L103 248H99ZM149 249H150V248H149ZM149 249L146 250V253H147V251H148ZM152 249H153V248H152ZM166 249H169V248H166ZM166 249H165V250H166ZM210 249H211V248H210ZM210 249H209V250H210ZM221 249H222V248H221ZM223 249H224V248H223ZM134 250H135V249H134ZM140 250H141V249H140ZM150 250H151V249H150ZM153 250H154V249H153ZM170 250H171V249H170ZM174 250H173V251H174ZM179 250H181V249H179ZM228 250H229V248H228ZM115 251H116V250H115ZM121 251H122V250H121ZM144 251H145V250H144ZM171 251H172V250H171ZM171 251H169V253H170ZM186 251H187V250H186ZM128 252H129V251H128ZM148 252H149V251H148ZM151 252H152V251H151ZM174 252H175V251H174ZM206 252H207V251H206ZM1 253H2V252H1ZM96 253H97V252H96ZM112 253H113V252H112ZM112 253H111V255H113ZM118 253H119V252H118ZM139 253H141V252L139 251ZM153 253H154V251H153ZM160 253H161V252H160ZM165 253H167V252H165ZM171 253H173V252H171ZM183 253H184V252H183ZM202 253H203V252H201L200 255H202ZM6 254H7V253H6ZM124 254H125V253H124ZM158 254H159V253H158ZM161 254H162V253H161ZM203 254H205V253H203ZM261 254H262V253H261ZM0 255H1V254H0ZM2 255H3V254H2ZM2 255H1V256H2ZM87 255H88V254H87ZM87 255H86V256H87ZM91 255H92V253H91ZM107 255H108V254H107ZM109 255H110V253H109ZM111 255H110V257H111ZM122 255H123V254H122ZM138 255H139V254H138ZM141 255H142V257L147 256L146 254H144V256H143L142 253H141ZM156 255H157V254H156ZM164 255H166V254H164ZM164 255H162V256H164ZM168 255H169V254H168ZM196 255H197V254H195V255L192 256V257H195ZM211 255H212V254H211ZM225 255H224V256H225ZM263 255H264V254H263ZM263 255H262V256H263ZM94 256H95V255H94ZM94 256H92L91 258H94ZM102 256H103V255H102ZM102 256H101V257H98L99 260H100V258L102 259ZM105 256H106V254H105ZM105 256H104V258H105ZM113 256H114V255H113ZM117 256H118V255H117ZM153 256L155 257V254H153ZM158 256H160V255H158ZM198 256H199V254H198ZM202 256H203V255H202ZM222 256H223V255H222ZM224 256H223V257H224ZM84 257H85V256H84ZM136 257H138V256H136ZM136 257H135V258H136ZM140 257H141V256H140ZM140 257H138V259H139ZM148 257H149V256H148ZM154 257H152V255H151V259L154 258ZM180 257H181V256H180ZM210 257H211V256H210ZM250 257H251V258H250ZM260 257H261V256H260ZM81 258H82V257H81ZM104 258H103V259H104ZM116 258H117V257H116ZM156 258H157V256H156ZM219 258H222V257L219 256ZM261 258H262V257H261ZM78 259H79V258H78ZM94 259L97 261L96 258H94ZM106 259H108V258H106ZM110 259H111V258H110ZM148 259H149V258H148ZM159 259H160V258H159ZM162 259H163V257H162ZM168 259H169V258H168ZM171 259H172V258H171ZM188 259H189V258H188ZM188 259L185 260V261H182V260H184V259H182V260H180V262L177 263V264H185V263L189 262V260H191V259H189V260H188ZM203 259H204V258H203ZM258 259H260V258H258ZM4 260H5V259H4ZM60 260H61V259H60ZM75 260H76V259H75ZM88 260H89V259H88ZM95 260H94V261H95ZM99 260H98V261H99ZM135 260H136V259H135ZM135 260H134V261H135ZM144 260H147V259H145V257H144ZM149 260H150V259H149ZM195 260H196V259H195ZM199 260H200V257H199ZM216 260H217V259H216ZM260 260H261V259H260ZM2 261H3V260H2ZM5 261H6V260H5ZM73 261H74V260H73ZM83 261H84V260H83ZM85 261H86V260H85ZM139 261H141V260H139ZM139 261L137 260L136 262L139 263ZM151 261H152V260H151ZM253 261H254V262H253ZM263 261H264V260H263ZM263 261L261 262L262 264H263ZM3 262H4V261H3ZM7 262H8V261H7ZM75 262H76V261H75ZM75 262H74V263H75ZM102 262H103V261H102ZM104 262H105V261H104ZM155 262H156V261H155ZM159 262H160V261H159ZM164 262H165V261H164ZM177 262H178V261H177ZM259 262H260V261H259ZM51 263H52V262H51ZM69 263H70V262H69ZM77 263H78V261H77ZM132 263H133V262H132ZM143 263H144V262H143ZM146 263H147V262L145 261V264H146ZM212 263H214V262H212ZM261 263H260V264H261ZM62 264H63V263H62ZM64 264H67V263H64ZM70 264H71V263H70ZM98 264H99V263H98ZM100 264H101V263H100ZM129 264H131V262H130ZM140 264H141V263H140ZM205 264H206V263H205ZM207 264H210V263L208 262Z\"/></svg>",
  "mask_w": 264,
  "mask_h": 264
}]
</instances>
